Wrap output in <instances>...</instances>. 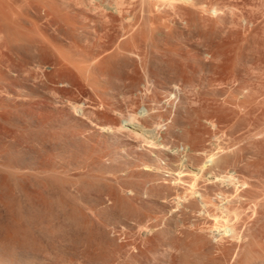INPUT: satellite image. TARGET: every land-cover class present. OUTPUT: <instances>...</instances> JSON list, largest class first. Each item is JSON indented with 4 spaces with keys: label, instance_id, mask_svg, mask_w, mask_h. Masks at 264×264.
<instances>
[{
    "label": "rangeland",
    "instance_id": "obj_1",
    "mask_svg": "<svg viewBox=\"0 0 264 264\" xmlns=\"http://www.w3.org/2000/svg\"><path fill=\"white\" fill-rule=\"evenodd\" d=\"M8 1L10 4L8 3ZM90 1L91 0H0V19L2 18L0 20V107L2 108L3 112L5 111L3 113L4 115L1 114L4 117H1V115H0V118H3L2 121L0 120V123H1L0 125L2 126V130H1L2 134H0L2 136V141H1V138H0V141L2 143L1 147H2V145L4 147L1 149H4V151H5L4 154L7 155V156L4 155L5 156L4 160H7V161H5V163L6 164L8 163L9 158H10L9 162H11V164H9V165L7 164L8 167L11 165L10 168H7V167L5 168L6 169L5 171L7 173V174L4 173L6 176V179L9 176V174H11L10 172H14L15 167H17V170H15L16 174H14L13 176H14V178L16 177L14 181L18 184L17 185L15 182L13 184H11V180L13 181V177L11 178V180H9V179L6 180V182H7L6 186L7 187L4 190H7V191L5 193V191L2 190L3 192L0 194L1 195L0 196V198H1L0 202L3 203V204L2 203L0 204V210H1L0 211V218H1L0 220L3 221L4 222L3 224H6V226L9 229H10L9 226H11V229H12L14 227L13 225L20 228V231L23 229L21 231L23 233L25 231L24 235H23V233H21L23 236H25V234H27L26 236H28L30 234L28 237H26L27 242L30 241L29 239H31V241L34 242V244H32V245H31V241L29 242L30 244L28 243V245L25 242V245H26L25 247H22L24 245V242H23V244L21 242H19V245H13V246L11 245L12 248L10 247L9 249L11 250L12 253L10 252V259L7 260L6 264H52V263L53 264H63L64 260H65L64 264H66V263H68V264H174V263L175 264H182L183 262L187 263L189 260H191L190 262H192L193 258L195 259V257H198V255H199V257H201L203 255L201 253H204L206 250L203 248L205 240H202L203 242L201 240L197 241L196 238H198L197 236H199V234L198 233L195 234L193 229L196 226H199V225H197L199 223H202V225L200 224L201 227L203 226V228H208L207 224L205 225V223H207L206 222L207 220L212 222L211 220L213 218L212 217H210V218L208 217L209 219L205 218L203 221H205V220L206 221L203 223L202 218L205 216H202V218H201L197 214V216H199V220H200V222L197 223L198 217L195 214V216L193 218L194 220L193 219L192 220L197 221V222H194L197 224H195L196 226H194V228L192 227V229H190L189 227L186 228V226H184V224L188 220L186 219V217L184 219V216H182V215L180 216V213H178L179 211L176 213L177 215H175V212H172L174 214L173 215L170 212L166 213V212L160 211V213H159V211H157V210H159L158 207L155 210H153L157 204L158 205L164 204V201H165L164 205H166V203L170 200L169 199L171 197L170 195H172L170 193H169L170 195L167 194V197H165L163 200V197L161 196V195H163V193L162 194L160 193L161 189L156 187L157 185L160 184L159 181L156 182L157 184L154 181L153 182L155 183V187L157 189H159V193L161 194L160 197H158L156 195L158 193V191L156 188H154L153 191L156 190L157 192H156V194H154L155 192L153 193V191H152V194L157 196V197L154 196L156 199L152 196L150 198V196H147V195L144 196L145 194H142L140 196L141 198L139 197V199H141L140 202L145 201V202H142V204L141 203L138 204L139 199H135L136 201L133 200L134 203L131 202L132 206L130 205V202L127 203V204H129L130 207L133 208V210H132V208H130L129 206H126V205H124V207L126 206L127 210L125 208H123L124 210H126V212L123 210H122L123 212L120 211L121 209L118 210V206L116 207L115 205H114L115 208H113L114 207L112 205L113 202L111 201V200H113V198H112L113 196H111L112 193L110 194L109 192L106 191L108 193L107 194V193H105V190H107V189L110 190L113 187H115L114 184H111V185H113V187H111V185L109 186V183H111V182L113 183L114 179L112 180L111 177H113L114 175L111 176L109 174L110 178H108L109 179V181H108L107 178L105 179V177L108 175L107 174H101V176L103 177V180H105L104 181L105 183L102 182L103 184H101V181H102L101 178H100L101 180L99 179L100 184L97 183V181H98L97 178L100 174V171L97 170L98 166L96 167V165H98V164H96V163H99L98 162L99 159L100 160L102 159L101 155H104L105 152H109L108 150H112L114 148H116L115 150L118 152V154L120 153L122 156H124L121 159H117V161H114L117 165H123L125 162L137 161L138 158H140V156L144 157L148 154H149L148 156L154 157L156 155V153L158 152L159 162L161 163L162 166H164V164L167 163V161H166L167 157L175 156L174 158L176 160L177 159L176 156H177L178 162L177 163L173 162L174 164H172V165H173V167L178 166V169H182L181 165H183L184 172L182 171V173H184V177H186L185 179L188 180L191 178L190 180H188L189 182H192V177H193L192 174H195L196 172L199 174L198 175L199 177L200 176L202 177L204 175L203 176L204 179L209 178L208 180H212L213 179L212 176L215 173H216L215 176L218 174H219V176H224L225 174H234V176L236 175L235 176L236 177V185H237V182L238 183L241 182V184H242V182H244L246 180L245 183H247V184L245 186H243V189L247 188V191L242 192L241 191L242 188H240V192L238 190L236 193L238 195L241 194V197L239 196L240 200H239V198L237 200L235 198L236 203H237V201L239 202V203H237L238 210L235 209V208H237V206L235 205L236 203H234L235 202L234 199L232 200L231 204H229V205H231L230 208L233 205L234 210L237 211V213L240 212V215L238 214L239 216L237 217L238 219H240V221L236 220L237 218L234 219V220H236V222L239 221L237 224L234 220L230 221L231 219H228V221L233 222L232 224L229 222V224L230 225L235 224V226H236V227L234 226L235 230H237V232L238 231L240 232V234L239 233L236 234V231L234 230V232H235L234 234H236L238 236L243 234L244 237H242V238H244V239L240 238V239H242V240H240L242 243L239 240H236V243L239 242V243H241L240 245H244L246 242V244L244 245V248H243V246H240L238 243L234 244V242H235V241H233L234 239L232 240L229 238V240L233 241V243H231V241L227 240L229 242V244L227 242L225 243L226 240L225 241L222 240L223 242L221 241V243H222V245L224 244L222 247L225 246V248L226 249L229 248L230 251L226 250L224 248L225 251H224L223 255L213 252L214 253V254L212 253L213 256H211L212 255L211 253L206 254V252H205L206 256H202V258H204V257L205 258L204 259L200 258L201 262L198 261V263H200V264L205 263L206 264V262H205V260H206L207 264H217V263L218 264H223V263H225V264L226 263L227 264H233V263L234 264L235 263L236 264H242L243 260L249 256V254H247V252L250 251L253 255L251 254L252 258L249 256L248 259H251V260L253 259L254 261L253 260L251 262L248 261L249 263H247V264H250V263L252 264V262H253V264H259L260 262H261V264H264V260L262 259V257L264 258V250H263L264 249V245H263V243H264V0H178L177 2H175V4L173 6H171L172 8L168 7L166 5V3L160 2L159 0L158 1L147 0V1H149L150 5H149V3L147 4L146 0H128V1L125 0L124 5L123 4L121 5L120 13H118V14H115L109 8L110 4H113L115 0H92L91 2ZM148 6H149V8H147ZM44 8H45V10H44ZM10 9L12 12L10 11ZM147 9L150 10V12H151L150 14L147 12L148 11ZM10 13H12L13 15ZM15 14H16V17H15L16 20L13 17ZM3 15H5V18ZM11 16H12V18H11ZM14 20L16 22H14ZM153 21H155V22H153ZM10 22H12V24ZM20 22H22V23H20ZM1 23H3V24H1ZM8 23H9V25H8ZM18 25L20 28L18 27ZM106 26L108 27V29ZM155 26H157V27H155ZM158 26H159V28H158ZM61 27L65 28V29H63ZM154 28H156V29H154ZM62 30L63 31L68 30L67 32L69 33V35L67 34L66 31L64 33ZM130 31H131L132 35L130 34ZM127 32H129V34ZM79 33H80V35H79ZM64 34L65 35L67 34L66 35L67 37ZM75 35H77V36H75ZM117 35L119 37H117ZM18 36H19V38H18ZM78 36L81 38L79 39ZM100 36L102 38H100ZM106 36H108V37H106ZM27 37L31 40H29ZM103 37H104V39H103ZM70 38H71V40H70ZM83 38H84V40H83ZM98 38H100L101 40ZM65 39H67L69 41H67ZM95 39H97V41ZM107 39H109V40H107ZM34 40H35V43H34ZM61 40H63V41H61ZM92 40H95V41L92 42ZM99 40H100L101 44L98 42ZM102 40L104 41V43ZM25 41H27L28 43H26ZM30 41H31V43H29ZM65 41H67V42H65ZM87 41H88V43H87ZM14 42H15V44H14ZM49 42L51 43V45ZM95 42H96V44H94ZM107 42L109 43V46L106 47V45H108ZM67 43L69 44V46ZM97 43H99V44H97ZM60 44H61V46H60ZM84 44L86 45V47L84 46ZM110 44H111V46H110ZM91 45H93V46L95 45L94 48ZM97 45H98V47H97ZM101 45H102V47H99ZM124 46H126L125 48L128 47L129 49L128 48L125 49ZM63 47L65 50L62 49ZM103 47H105V48H103ZM82 48H85V49H82ZM110 48H111V50H110ZM118 48H121V50H119ZM50 49H51V52H50ZM59 49L60 50L62 49L65 52L64 51L61 52L62 50L59 51ZM95 49H96V51H98V53L96 52L98 54V56H96L97 54L94 53ZM107 49H109V50H107ZM137 49H138V51H137ZM20 50H21V52H20ZM22 50H24V51H22ZM43 50H44V52H42ZM90 50H92V51L90 52ZM100 50L105 51L106 53L105 52L101 53ZM116 50L118 53H120L123 50L124 53H122V54H124V55L126 54V52L129 53L130 50L136 52L135 54H134V52H132V54L134 55V58H135V60H133V61H135V62L134 63L131 62V60H132L131 56H133V55L130 56L131 60L129 59L131 64L135 65V66L132 68V66L130 65V67L132 68V69H130V67H128L129 66L128 64H130V63H128L129 61H127L128 58L126 59L127 56L125 57V56H122L120 54H118V58L120 59L121 56L125 57L126 60L122 61V59H121V61L125 62V64H127V63L128 64L123 65V64L116 62L119 60L118 58H117V60H115L116 54H117L115 52ZM55 51L57 53L58 52L61 53L62 54L61 56H64L63 55V53H64L66 55L65 57H67V62L65 61V64H67V66L69 68L68 69L69 74L67 77L66 76L67 73H66L65 76L67 78H65V76H63V78L65 79L66 82H69L70 85H66L65 82H63L64 79L61 78L62 74H60L59 72H55L54 76L50 79V82L49 81L45 82V80H44L45 79L44 76L49 74V71L51 70V68L53 66L52 64H56V61L58 58H59V61L61 60L60 55H56V56H58L56 58V60L53 59L54 57H50L51 54H52V56H54L56 54ZM80 51H81V53H80ZM99 51H100V53H99ZM53 52H54V55H53ZM83 52L88 54V56L92 55L89 57H92V58L94 57V59H96L95 60L96 63L97 64L99 63L98 65H96L94 62L95 65L93 64L92 65L93 67L91 66L93 69H91V67H90V69H89L90 71L86 69L87 68L86 65H88V63L86 61H84L86 63V65H84V62H82L83 60H85V58H83V57H85L84 56L85 54ZM140 52L143 54H141ZM93 53L95 55H93ZM136 54H138V55L135 56ZM139 54L143 55V56H140ZM112 55H113V57L115 56L114 57L115 59L112 57ZM119 55H120V57H119ZM68 56L69 57L71 56V58L68 59ZM95 57H98V58H95ZM46 58H47V60H46ZM49 58H51V59H49ZM99 58H100V60H99ZM139 58L141 60H139ZM145 58H147L148 60ZM70 59H73V60H70ZM143 59H144V61L146 60L147 62L150 59V61H153V62L151 64H150V62H148L149 63V65H148V63L143 62ZM13 60H14V62H13ZM38 61H40V62L38 63ZM63 61H64V59L62 57V60L60 62H63ZM121 61L119 60V62H121ZM136 61H137V63H136ZM141 61H142V63H144V66L147 65L146 68L144 66H142L143 65L142 63H139ZM7 62H9V63H7ZM106 62H108V63H106ZM20 64H21V66H20ZM72 64H73V66H72ZM79 64H80V66H79ZM152 64L154 66L153 68H152ZM7 65H8V67H7ZM15 65H16V67H15ZM99 65H101V66L99 67ZM54 66H56V65H54ZM54 66H53V68H54ZM141 66H142V68H141ZM173 68H175V69H173ZM70 69H72V70H70ZM131 70H133L135 73ZM145 70L146 71L148 70V71L146 72ZM157 71H159V72H157ZM18 72H20V73H18ZM24 72L27 74L29 73V74L27 75ZM31 72H32V74H31ZM132 72L135 75H133ZM145 72H146V75L149 74L148 78H151V79H149L150 80L149 82L147 81L148 80L147 77L144 76ZM50 73H51V71H50ZM150 73H152V75ZM23 75H25V76H23ZM150 75H151V77H150ZM152 76H153V78H152ZM171 77H174V78H171ZM114 78H115V80H114ZM131 79L134 83L131 81ZM144 79H146V80H144ZM171 79H172V81H171ZM41 81H44L45 83H43ZM130 82H131V84H134L133 85L134 87L130 84ZM146 82H147V84H145ZM136 83L138 84V86L136 85ZM185 83H187V85ZM155 85H157V86H155ZM33 91H34V93H33ZM75 95H77V96H75ZM101 95H103V96H101ZM130 102H132V103H130ZM251 102H252V104H251ZM71 103L73 105L77 106V109H78L77 112L73 111L72 107H70L72 105ZM79 105H80V107H79ZM10 107H11V109H10ZM1 108H0V113H2ZM151 109H153V112H151L152 111ZM252 109H254V110H252ZM166 110H167V112H166ZM157 112L158 113L160 112L159 114H161V115H159ZM186 112H187V114H186ZM200 112H201V114H200ZM82 113H84V114L81 115ZM129 113H130V115L132 113L133 114L135 113V115H136L135 117L137 118L136 119L137 122L134 121L131 124V123L125 121L128 118L127 115L129 116ZM154 113L159 115V116L156 115V118H155L158 121H156V120L153 121L152 118L155 117ZM183 113H185V115ZM152 114H153V116L151 118ZM191 114H193L194 117ZM189 115L193 117V119L191 118L192 120H190ZM197 115H199V116H197ZM148 116H150V118ZM174 116L179 117V118H177V117L176 118L182 119L183 122H184L183 117L184 118L187 117V119L189 118L188 123H187L189 125H190V122L195 121V123L190 125V126L195 125L194 128H192V130H193V132H195L197 134V137L200 140V142H199V140H197L198 142L194 143V144H192V143L190 144V142H187V143L185 142V144H183L184 142L181 143V141L176 142V140L178 138L175 137L176 138L175 139L172 137L173 139H175V140H173L170 137V140H168V142H167L169 145L166 142H164V143H166L165 144L166 148H164V147L162 148V146H160V147L157 146V148H156L158 150L160 148L159 151L162 152L163 153L162 154V153H159V151H156V149L153 148V146L151 147V146H148L146 144L144 145V143L143 142L141 143L140 140H139V142L138 141L136 142V138H133L132 134L127 133L128 129H133L134 126H135L134 128H136V126H137V128L141 127L147 135H151V136L153 135L154 137L152 136V140L160 141L161 140L160 135L163 134L162 132L165 131V128L167 127V125L172 124L171 120H173L175 118ZM147 117L149 118L150 122L147 119ZM162 117H165V118H163V120H161ZM180 117H182V118H180ZM159 118H160V121H159ZM187 119L185 118L184 123H186ZM94 122L97 124H95ZM152 122L153 123L158 122V124L160 123L159 128L156 129L154 124H153L154 127L151 126ZM148 124H150V125H148ZM212 124H213V126H212ZM120 125L124 127L123 128L124 130L122 129L121 133L119 132V134H117L118 136H120V137H118V139L120 140L119 145L122 143L121 144L122 146H120L121 148L119 147L118 144H116V145L114 144V140H112V138H111L112 137L111 136L112 130L111 131L106 130L107 128L118 129V127ZM140 125H142L143 127ZM160 127H162V128H160ZM187 128L189 130L190 127H187ZM125 132L127 134H125V136H124L123 134ZM49 135H53V136L50 137ZM131 135H132V137H131ZM105 137H108L109 140H111L110 144L111 145L114 144L115 146L114 145L111 146L110 144H108V142L105 141L106 140ZM200 137H201V139H200ZM54 138H55V140H54ZM49 139H52V140L50 141ZM60 139L62 141H66V142H62ZM133 139H135V142L133 141ZM43 140H45L47 143H45V141H43ZM166 141H167V139H166ZM98 142H101L100 145ZM139 143H141V146ZM134 145L137 146L138 148H135ZM54 146L57 147L58 149L54 148ZM100 146H102V148ZM105 146L106 147L110 146V147L109 148L107 147V149H105ZM148 147H151L156 152L153 153L154 151L150 150ZM125 148H126V151H125ZM36 149H39V151ZM99 149H101V150H99ZM95 150H97V151H95ZM4 151H2V152H4ZM124 152H126V153H124ZM129 154H131V155H129ZM47 155H48V157H47ZM55 155H56V157H59L60 160H59V158H56V159H58V160H56ZM162 156H163V158H162ZM41 157L44 159L50 158L51 161L53 162V164L56 162L59 165V167L55 163L54 169L56 171H59L57 173L62 175V178L64 175H65L64 177H66L68 175L67 177H69V178H67V179H70L71 183H74L73 181H75V184H73V186L76 185L74 189H78L76 191H80V193H78L79 197L82 196L83 198L82 199L79 198L80 200H77L78 199L77 198V199H75L76 201H74L73 196H74V198H76V197H78V195L74 194V192H73L74 189L71 188L73 186H66L64 184V186H63L64 189L67 187L73 189L72 192L74 195L69 191L70 189L67 190L68 189L67 188L66 190L69 191V193L72 194V196L69 197V200H68V198H66V197L69 193L67 194V191H65V193L67 194V195L64 194V196L66 195V197H65L66 199L61 198L60 201L64 200V201H66V204L68 202V204L70 203V204L74 205V207L77 205L76 208H78V209L80 208L81 211H83V213L85 212L87 218L85 217L84 219H87L88 223L84 219H83V221H85V222H82V223H85L86 226H88L90 224V226L88 228L85 227L86 231H88V232L90 231L89 233L87 232V234H86V231H84L85 232L84 233L82 229L78 230L79 228L78 229L76 228L77 226L81 225V224H78L82 221V219H81V221H78L80 218L77 219L78 223L76 224V226L74 225L76 220L73 221L74 224L73 223L71 224V222H70V225H69L68 221L66 224H64L66 222V219L68 218L67 217L68 214L70 216V213H68L67 216L66 215L63 216L64 218H62V215H64V214L61 213V215H60L59 214L60 211L58 210L61 207L57 208L58 214H57V212H55L56 208L53 211L54 214L56 213L58 216L56 214L55 215L54 214L49 215L48 212H52L50 206L52 205L54 207V204L56 205V203L59 202V201H56L57 199H59V198H56L58 195L57 194L58 192L55 194L52 191H54L56 189V187H57L56 191H58V188L60 186L58 187L56 185L57 184L59 185L60 179L57 178V176L59 177L58 174H56L57 175L56 176V175H53V173H52L51 177L54 178L56 176V178H57L56 180L59 183L54 185V182H56V181H54L55 180L54 179L53 180L54 182L51 180V183L53 182V184L50 183L51 185L49 184L47 186L46 182H48V181H46V179L44 181V177H45L44 175L46 173H48L51 168H48L49 170L47 172H44L45 174L41 170H40V172H41L40 173L39 170L34 169V168H36L35 167L36 164L42 159ZM131 157H133V158H131ZM223 157L224 158L226 157L228 159V162H227V159L225 158V160H224ZM5 158H7V159H5ZM12 158L15 159V161L16 160L17 161L15 162ZM219 158L220 159L223 158L224 164H223V166L221 165L223 170L220 169L221 167L215 168L214 166H212L214 163L212 165L210 164V162L212 163V161L217 160ZM50 159L48 161H50ZM68 159H70L69 161H70L71 165L68 163L69 162V161H67ZM45 160H47V159H45ZM103 160L104 159H102V161ZM66 161H67V163H65ZM71 161H74V162H71ZM225 161L227 162L228 165L226 164ZM159 162H156V163L153 162L152 164L147 162L148 163V165H147V163L145 161V162H142V164L138 163V166H136L137 164L134 163V167L132 166L131 168H132V170L135 168L133 170L135 173L141 172L140 174H144V173L146 174L148 172L149 174H151V172L154 173L156 171L155 168H156V165H159ZM16 163H18L19 166H17ZM77 163L79 166L77 165ZM144 163H145V165H143ZM66 164H68V166H66ZM73 164L77 165L76 170H75V167ZM80 164L82 165V167ZM12 165H14L15 167ZM60 165H65V166H60ZM71 166L74 168V170H72L73 168ZM145 166H147V167H145ZM11 167H12V169L14 168V170H10ZM18 167L19 168L25 167L27 172L25 171V169L20 168L19 171L24 170L26 173H24V171H23V173H21L22 171L19 173ZM56 167H58V169L60 167H61V169L68 167L67 169H64V170L67 171L69 169L70 171H72V173L69 171L68 172L69 174L66 175L67 172L64 173L65 171L63 172V170L61 171V169L57 170ZM78 167H81V168L77 169ZM138 167H139V169H138ZM136 169H137V171H136ZM77 170L79 171L78 173H77ZM197 170H200V171L198 172ZM166 171H164V172L168 173L169 170L167 172ZM217 171L218 172L220 171L223 174H221L220 172L217 173ZM186 172H188V173L194 172V173H192V174L190 173L191 175L190 174L187 175ZM124 173L121 172L118 174H119V176H122V175H124ZM169 173L173 174L171 171H169ZM20 174H22V175H20ZM86 174L87 175L90 174L89 177H91V175L92 176L97 175V178L94 176V177H91V179H90L89 177H86ZM118 174H117V176H118ZM17 175L19 176L18 179H17ZM46 175L50 176V173L46 174ZM26 176H28V177H26ZM101 176H99V177H101ZM187 176H188V178H187ZM33 177H36V178H33ZM70 177H74L75 180H74V178H70ZM123 177L124 176H122V178ZM145 177L146 176H141L140 177L141 179L140 178L139 179L142 180V182L144 183V181H143V178H144L145 183H147L148 182L147 179L150 177H147V179ZM238 177H240V178H238ZM19 178L20 179L22 178V179L20 180ZM60 178H61V176H60ZM92 178H96L97 180L94 179L95 180L94 181ZM124 178L122 179L123 181H125V180L127 181L129 178L132 179V180H129L131 182H133V180L136 179V181H134V186L131 184V182H130V184L128 181H127L128 184L124 182L125 187L127 185H129V187L132 185L134 189H136L135 186H137V188L143 187L140 185H135V183L138 184V182H139L138 181L139 179L136 176H134L135 179L133 177L132 178L127 177L128 179L126 177H124ZM63 179H66V178H63ZM151 179L152 178H150L149 180L151 181ZM18 180L20 182H18ZM70 180H68V181H70ZM38 181L41 183L39 184ZM62 181H63V183L68 182V181L65 182L64 180H62ZM188 181L184 182L185 187H182L183 185H179L178 189L180 187L181 191H182V188L184 191V189H186L188 187L186 185L188 183ZM25 182H27V183H25ZM79 182L81 185L78 184ZM87 182L90 183L92 186L89 184H85ZM14 184L18 186V189ZM66 184H68V183H66ZM69 184H70V182H69ZM82 184H84L85 186L89 185L91 187V189H89L90 187L89 188L85 187ZM9 185H11V186H9ZM41 185L44 187H42ZM53 185L55 186V189L54 190L52 189V191H50L51 188H49V186L51 187ZM77 185L79 188H77ZM239 185H240V183L238 184V186ZM54 186L52 188H54ZM82 186H83V188L85 187L86 189L85 188H84L85 190L82 189ZM61 187H62V185H61ZM61 187H60V189L62 190V193H64V191ZM214 187H215V185L213 184V188ZM239 187H241V185ZM7 188L9 189V191ZM102 188H103V191H102ZM127 188H128V186L126 187V189L123 188L127 191L126 192V198L131 197V193L128 192ZM39 189H40V191H39ZM47 189H48V191H47ZM60 189H59V192L61 193ZM180 189H179V191H180ZM214 189H216V187ZM13 190H15V191H13ZM25 190H26V192H25ZM125 190H123V191H125ZM22 191H24L25 193ZM97 191L100 193H98ZM20 192H22L23 194ZM94 192H95V194H94ZM110 192H111V190H110ZM11 193L14 194L13 195V196H15L14 198H13ZM166 193L167 192L165 190L164 195H166ZM242 193H245V196H242L243 195ZM42 194H43V196H42ZM51 194H53L56 199L53 200L54 196ZM70 194L68 196H70ZM98 194H101V195H98ZM61 195L62 194H59L58 196L61 197ZM109 195H110V198H109ZM168 195L170 196L169 198H168ZM233 195H235V194H233ZM252 195H254V196H252ZM161 197H162V199H161ZM49 198L50 199L52 198V199L50 200ZM152 198L154 200H152ZM167 198H168V200H166ZM242 198H243V200H241ZM256 198H257V200L255 201ZM33 199H34V201H33ZM12 200H14V201H12ZM49 200L50 201H52V200L56 201V203L54 202V204H50L51 202H49ZM71 200H73L77 204H75ZM100 200H101V202H100ZM109 200L111 201V204H109L110 203ZM246 200H247V202H246ZM9 201H10V203H9ZM18 201H20V203H18ZM29 201L32 203L30 204ZM84 201H86L85 204H84ZM154 201H155V203H154ZM12 202H14L15 204ZM244 202H246V203H244ZM79 203L82 205L80 206ZM92 203L94 204V206ZM143 203L150 205L149 206L150 208H147L148 206L146 204H145L146 207H144L145 205H143ZM149 203H151L152 205ZM214 203L216 204V202H214ZM135 204H137V205H135ZM153 204H155V205H153ZM19 205H21V206H19ZM103 205L104 206L107 205L108 208H106L107 206H105V208H104ZM167 205L170 206L169 202ZM91 206H92V208L93 207L95 208V206L98 208L103 207L100 209V210L103 209V212L99 211L100 212L99 214L102 217L99 214H96L97 216H95L94 213H93L94 215L91 214L92 212H90L89 209H87V211H86L85 208L86 207L89 208ZM110 206L113 209H111ZM141 206H143V207H141ZM8 207H9V209H8ZM33 207H34V209L36 208L35 210L37 211V213L33 209ZM40 207L41 208L43 207V208L41 209ZM69 207H70V205H69ZM128 208H129V210H128ZM134 208H136V209H134ZM49 209H50V211H49ZM68 209L69 208L65 209L66 212L70 211ZM211 210H213V208H210V211ZM43 211H45V212H43ZM61 211H63V210H61ZM152 211H154V212H152ZM11 212H13V213H11ZM162 212L164 214H162ZM88 213H89V215H88ZM40 214H41V216H40ZM42 214H44V215H42ZM147 215H148V217H147ZM149 215H152V217H151L152 219L150 218L151 221H149L150 220ZM154 215H156V216H154ZM25 216L27 217V219L25 218ZM48 216L50 217V220H49ZM157 216H159L160 219L161 218L163 219V217H164L165 219H163V220H166V222L168 220H170L171 217H172L171 219H173L175 216L176 218H174L173 220L177 222V223H175V222L174 223H175V225L177 224L178 226L176 225L175 228H172V227H174L173 226L174 223H172L173 221L170 220V221H172L171 223L169 221V223L171 225L169 223H167L168 225H170V228L167 226V228H169L170 230L167 229V232L165 233V235L169 231L172 230L171 233H169L166 236L165 235L161 236L162 235L161 234L160 235L161 237L159 236V234H157V235L155 234V237H154V235H152V234H154V232L152 231V232L147 233L146 231H148V229L146 230L145 228H146V225L149 226L148 224H150V226H151L154 223L155 217H156V220L158 221L159 217L157 219ZM231 216L229 218H232ZM52 217H53V220L55 222L51 219ZM55 217H56V219H55ZM11 218H13L14 220ZM23 218H25L26 221H28V222L26 223V221ZM19 219H21V221ZM17 220L19 221L18 223L16 222ZM42 220H44V221H42ZM46 220H49V222ZM183 220H186V221H183ZM29 221H31V223H34L33 224L34 226ZM38 221H40V222H38ZM58 221H60V222H58ZM70 221H72V220H70ZM90 221H91V223H90ZM209 221H208V223H209ZM13 222H15V223H13ZM43 222L45 224H43ZM51 222L53 223L52 225H51ZM102 222H103V224H102ZM149 222H151V223H149ZM213 222H214V220H213ZM217 222L220 223L222 221H217ZM217 222L215 221V224L211 223L209 225H212V226L215 225L213 228V229H215V228L221 227L220 225L224 224L222 222L223 224H219V226H217L216 225ZM186 224H187V226H189L188 222ZM242 224H243V226H242ZM47 225H49V226L47 227ZM43 226H45L44 229H43ZM67 226H69V227L67 228ZM200 226L198 228H201ZM212 226H209V227H212ZM246 226H247V229H245ZM40 227H42V228H40ZM54 227H56V228L54 229ZM57 227H58V230H56ZM79 227H81V226H79ZM139 227H140V229H139ZM234 227L232 226L233 229H234ZM26 228H27V230H26ZM47 228L48 229L50 228L49 230L51 232ZM51 228H52V230H51ZM62 228H64L68 233ZM69 228H70V230H69ZM258 228L260 230H258ZM42 229H43V231H42ZM59 229H61V230H59ZM38 231H39V233H38ZM74 231H77V233ZM78 231H80V232H78ZM28 232H29V234H28ZM81 232L83 233V235ZM92 232H93V234H91ZM46 233H48V234H46ZM74 233H76V234H74ZM80 233L82 236L80 235ZM150 233H151V235H150ZM50 234L52 236H50ZM66 234L69 238L67 236L66 237L63 236ZM70 234H72V235H70ZM84 234H86V236H87V237L85 236L86 238H89L88 240L86 238H85L86 240L83 238ZM102 234H103V236H102ZM32 235L36 238H33ZM46 235H47V238H46ZM53 235L56 237H54ZM91 235H93V236L90 237ZM23 236H21L19 234L17 236V239H20L21 241H23V239L25 238V237L22 238ZM61 236L64 238H61ZM94 236H95V238H94ZM156 236H159V237H156ZM246 236L247 237L249 236L250 238L249 237L247 238ZM77 237L80 239H78ZM81 237L84 240H82ZM184 237H185V239H184ZM52 238H53V240H52ZM56 238H57V240H56ZM66 238H68V241L66 240ZM39 239H40V242H39ZM48 239H49V241H48ZM20 240H18V241H20ZM65 240H66V242H65ZM79 240H80V242H79ZM127 240H128V242H127ZM251 240H253V242ZM69 241H71V242H69ZM82 241H83V243H82ZM84 241L86 244L84 243ZM89 241H91V243ZM95 241H97V242H95ZM67 242H69L68 243L69 247H68ZM87 242H89L90 244ZM40 243H41L42 248L40 247ZM51 243H53V244H51ZM79 243L80 244L82 243V244L80 245ZM92 243H94V244H92ZM230 243L234 244L235 246H237V248L238 247L239 248L237 249L235 247L237 249V250H235L234 245L231 246ZM248 243H250V245ZM252 243H254L256 246L255 245L253 246ZM35 244L37 245L35 247H38L39 249L38 248L36 249L35 247H33ZM87 244H88V248H86ZM20 245H21V247H19ZM75 245H76V247H75ZM199 245L201 246L200 247L201 250L199 249ZM207 245L209 246V244L206 243L205 248L208 247ZM246 245H247L248 249L246 248ZM230 246L234 248L235 252L240 251L242 253V252L247 251L246 255H248V256L246 257V255H245V258L243 259L244 254L237 252L238 253L236 255L237 257H234L235 252H233V250ZM13 247H15V248H13ZM26 247H30V248H26ZM50 247L53 249H51ZM19 248H21V249L19 250ZM23 249H25V250L23 251ZM40 249H42V250H40ZM54 249H55V252L53 251ZM63 249H66V250H63ZM79 249H80V251H79ZM81 249H85L87 252H85V250L83 251ZM155 249H157V250H155ZM190 249H192V250H190ZM30 250H31V252H30ZM184 250L185 251L187 250L186 253ZM198 250H200L201 253ZM253 250H254V252H253ZM25 251L27 254H25ZM27 251H29L30 253ZM32 251H34V252H32ZM195 251L198 252L197 255H196ZM71 252H73V253H71ZM77 252L80 255L77 254ZM183 252H184V254H183ZM226 252H228V254ZM14 253L15 254L17 253V254L15 255ZM12 254H13V256H11ZM224 254H227L228 259H227V256ZM262 254H263V256H262ZM40 255H41V257H40ZM43 255H44V257H43ZM64 255H65V257H64ZM89 255H90V257H88ZM232 255H233V257H231ZM70 256L72 257L73 261L71 260ZM209 256H210V259H209ZM240 256H242V257H240ZM224 257L226 258V260ZM254 257H256L258 262L260 260V262L259 263L256 262ZM189 258H191V259H189ZM67 259L71 262H69ZM196 259H195V261H196ZM202 260H203V262H202ZM211 260H213V262H209ZM261 260H263V261H261ZM214 261L217 263H214ZM246 261H247V259H246ZM246 261L243 264H245ZM220 262H222V263H220Z\"/></svg>",
    "mask_w": 264,
    "mask_h": 264
},
{
    "label": "bare ground",
    "instance_id": "obj_2",
    "mask_svg": "<svg viewBox=\"0 0 264 264\" xmlns=\"http://www.w3.org/2000/svg\"><path fill=\"white\" fill-rule=\"evenodd\" d=\"M92 1V0H91ZM90 1V2H91ZM125 0H115L114 1V3L113 4H110V10H112L115 14H118V13H120V8H121V5L123 4L124 5V2ZM128 1V0H127ZM147 1V0H146ZM151 1V0H150ZM156 1H158V0H156ZM160 2H164V3H166V5L168 6V7H171V6H173L174 4H175V2H177L178 0H159ZM8 3H9V1H8ZM7 3V4H8ZM149 3V1H147V4ZM10 4V3H9ZM27 4V3H26ZM79 4V3H78ZM5 5V4H4ZM149 5H150V3H149ZM10 6V5H9ZM20 6V5H19ZM11 7V6H10ZM123 7V6H122ZM13 8V7H12ZM147 8H149V6L147 7ZM172 8V7H171ZM14 9V8H13ZM38 9V8H37ZM5 10V9H4ZM44 10H45V8H44ZM148 10V9H147ZM146 10V11H147ZM10 11H11V9H10ZM12 12V11H11ZM149 14L151 13L150 12V10H148L147 11ZM153 12V11H152ZM14 13V12H13ZM146 13V12H145ZM10 14H12V13H10ZM20 14V13H19ZM49 14V13H48ZM9 15V14H8ZM13 15V14H12ZM4 16V18H5V15H3ZM38 16V15H37ZM62 16V15H61ZM149 16V15H148ZM156 16V15H155ZM14 18L16 17V14L13 16ZM151 17V16H150ZM8 18V17H7ZM10 18V17H9ZM11 18H12V16H11ZM18 18V17H17ZM2 19V18H1ZM0 19V20H1ZM59 19V18H58ZM4 20V19H3ZM9 20V19H8ZM15 20H16V18H15ZM14 20V22H16ZM160 20V19H159ZM153 22H155V21H153ZM11 24H12V22H10ZM20 23H22V22H20ZM71 23V22H70ZM1 24H3V23H1ZM15 24V23H14ZM95 24V23H94ZM8 25H9V23H8ZM21 25V24H20ZM63 25V24H62ZM65 25V24H64ZM16 26V25H15ZM68 26V25H67ZM66 26V27H67ZM3 27V26H2ZM8 27V26H7ZM18 27H19V25H18ZM64 27V26H63ZM63 27H61V28H63ZM104 27V26H103ZM107 27V26H106ZM155 27H157V26H155ZM20 28V27H19ZM112 28V27H111ZM158 28H159V26H158ZM166 28V27H165ZM164 28V29H165ZM168 28V27H167ZM36 29V28H35ZM63 29H65V28H63ZM107 29H108V27H107ZM135 29V28H134ZM154 29H156V28H154ZM162 29V28H161ZM11 30V29H10ZM84 30V29H83ZM95 30V29H94ZM102 30V29H101ZM150 30V29H149ZM170 30V29H169ZM63 31V30H62ZM65 31L67 32L68 30H64L63 32L65 33ZM81 31V30H80ZM96 31V30H95ZM157 31V30H156ZM159 31V30H158ZM36 32V31H35ZM97 32V31H96ZM110 32V31H109ZM162 32V31H161ZM77 33V32H76ZM106 33V32H105ZM128 34H129V32H127ZM160 33V32H159ZM67 34L69 35V33L67 32ZM66 34V35H67ZM126 34V33H125ZM124 34V35H125ZM130 34H131V31H130ZM65 35V34H64ZM65 35V36H66ZM72 35V34H71ZM79 35H80V33H79ZM84 35V34H83ZM132 35V34H131ZM21 36V35H20ZM25 36V35H24ZM75 36H77V35H75ZM86 36V35H85ZM90 36V35H89ZM105 36V35H104ZM110 36V35H109ZM114 36V35H113ZM130 36V35H129ZM67 37V36H66ZM69 37V36H68ZM79 37V36H78ZM92 37V36H91ZM90 37V38H91ZM106 37H108V36H106ZM117 37H119L118 35H117ZM124 37V36H123ZM18 38H19V36H18ZM28 38V37H27ZM81 37H79V39H80ZM85 38V37H84ZM84 38H83V40H84ZM100 38H102L101 36H100ZM100 38H98V39H100ZM25 39V38H24ZM29 39V38H28ZM69 39V38H68ZM103 39H104V37H103ZM106 39V38H105ZM115 39V38H114ZM131 39V38H130ZM18 40V39H17ZM29 40H31V39H29ZM65 40H67V39H65ZM70 40H71V38H70ZM96 41H97V39H95ZM95 40H92V42H94ZM101 40V39H100ZM100 40L98 41L99 43H100ZM107 40H109V39H107ZM116 40V39H115ZM16 41V40H15ZM23 41V40H22ZM61 41H63V40H61ZM67 41H69V40H67ZM67 41H65V42H67ZM89 41V40H88ZM88 41H87V43H88ZM103 41V40H102ZM132 41V40H131ZM18 42V41H17ZM20 42V41H19ZM26 43H28L27 41H25ZM37 42V41H36ZM42 42V41H41ZM46 42V41H45ZM82 42V41H81ZM91 42V43H92ZM146 42V41H145ZM148 42V41H147ZM29 43H31V41L29 42ZM34 43H35V40H34ZM38 43V42H37ZM50 43V42H49ZM69 43V42H68ZM67 43V44H68ZM86 43V44H87ZM99 43H97V44H99ZM103 43H104V41H103ZM108 43V42H107ZM14 44H15V42H14ZM66 44V45H67ZM78 44V43H77ZM94 44H96V42L94 43ZM101 44V43H100ZM50 45H51V43H50ZM71 45V44H70ZM79 45V44H78ZM83 45V44H82ZM103 45V44H102ZM102 45L101 46H99V47H102ZM105 45V44H104ZM149 45V44H148ZM24 46V45H23ZM36 46V45H35ZM60 46H61V44H60ZM68 46H69V44H68ZM84 46L86 47V45L84 44ZM88 46V45H87ZM91 46H93V45H91ZM95 46V45H94ZM94 46H93V48H94ZM107 46H109V43H108V45H106V47ZM110 46H111V44H110ZM119 46V45H118ZM21 47V46H20ZM32 47V46H31ZM39 47V46H38ZM44 47V46H43ZM51 47V46H50ZM49 47V48H50ZM58 47V46H57ZM71 47V46H70ZM97 47H98V45H97ZM114 47V46H113ZM126 46H124V48H125ZM134 47V46H133ZM28 48V47H27ZM35 48V47H34ZM40 48V47H39ZM61 48V47H60ZM69 48V47H68ZM80 48V47H79ZM103 48H105V47H103ZM102 48V49H103ZM123 48V49H124ZM128 48V47H127ZM127 48H125V49H127ZM24 49V48H23ZM33 49V48H32ZM37 49V48H36ZM46 49V48H45ZM48 49V48H47ZM52 49V48H51ZM51 49H50V52H51ZM57 49V48H56ZM62 49H64V47L62 48ZM61 49V50H62ZM82 49H85V48H82ZM81 49V50H82ZM87 49V48H86ZM89 49V48H88ZM117 49V48H116ZM119 50H121V48H118ZM129 49V48H128ZM136 49V48H135ZM60 49H59V51H61ZM65 50V49H64ZM64 50H62L61 52H63ZM106 50V49H105ZM107 50H109V49H107ZM110 50H111V48H110ZM22 51H24V50H22ZM46 51V50H45ZM88 51V50H87ZM92 50H90V52H91ZM101 51V50H100ZM100 51H99V53H100ZM128 51V50H127ZM131 51V50H130ZM129 51V53L128 52H126V54L124 55V54H122V53H124V51L122 50L120 53H118L117 52V50L115 51L117 54H116V59L113 57V55H112V57L115 59V60H117V58H118V54H120V55H122V56H127L126 57V59L128 58V60L127 61H129V59L131 60V58H132V60H131V62L132 63H134L135 61H133V60H135V58H134V55L132 54V52H134V51H131L130 52ZM137 51H138V49H137ZM20 52H21V50H20ZM37 52V51H36ZM42 52H44V50L42 51ZM65 52V51H64ZM89 52V53H90ZM94 52V51H93ZM98 53V51H96V49H95V52L94 53ZM102 52H105V51H101V53ZM55 55H54V52H53V55L54 56H52V54H51V56L50 57H54L53 59H55L56 60V58L58 57V56H56V55H60V59L62 60V57H63V59H64V63L63 62H60L59 61V58L57 59V61L59 62H57L56 61V64H52L53 66L54 65H56V66H54V68H53V66H52V68H51V73H50V71H49V74L48 75H45L44 77H45V82H50V79L54 76V74H55V72H59L60 74H62V77L61 78H63V76H65V74L67 73V77H68V72H69V68H68V66H67V64H65V61L67 62V57H65L66 55L63 53V55L64 56H61L62 54L61 53H57L56 51H55ZM70 53V52H69ZM80 53H81V51H80ZM79 53V54H80ZM84 53V52H83ZM82 53V54H83ZM93 53V55H95ZM96 53V54H97ZM106 53V52H105ZM111 53V52H110ZM131 53V54H130ZM136 52H134V54H135ZM141 53V52H140ZM16 54V53H15ZM36 54V53H35ZM40 54V53H39ZM42 54V53H41ZM45 54V53H44ZM78 54V55H79ZM85 55V57H83V58H85V60H83L82 62H84V61H86L87 63H88V65H86V63L84 62V65H86V69L87 70H89L90 69V67L94 64V62H95V64L96 65H98L97 63H96V59H94V57L92 58V57H89V56H92V55H89L88 56V54H86V53H84ZM92 54V53H91ZM141 54H143V53H141ZM70 55V54H69ZM120 55H119V57H120ZM129 55V56H128ZM131 55H133V56H131ZM138 54H136L135 56H137ZM140 55V54H139ZM23 56V55H22ZM33 56V55H32ZM56 56V57H55ZM96 56H98V54L96 55ZM111 56V55H110ZM121 56V58L119 59L120 61H121V59H122V61L124 60H126L125 59V57H122ZM130 56H131V58H130ZM140 56H143V55H140ZM150 56V55H149ZM174 56V55H173ZM19 57V56H18ZM29 57V56H28ZM65 57V58H64ZM139 57V56H138ZM166 57V56H165ZM16 58V57H15ZM69 58H71V56L69 57L68 56V59ZM75 58V57H74ZM82 58V57H81ZM95 58H98V57H95ZM108 58V57H107ZM106 58V59H107ZM112 58V59H113ZM144 58V57H143ZM40 59V58H39ZM49 59H51V58H49ZM145 59H147V58H145ZM46 60H47V58H46ZM70 60H73V59H70ZM81 60V59H80ZM99 60H100V58H99ZM104 60V59H103ZM119 60L118 61H116V62H118V63H120V64H123V65H127L128 63H130V64H128L129 66L128 67H130V65L132 66V68L135 66V65H132L131 64V62L129 61L127 64H125V62H119ZM139 60H141L140 58H139ZM148 60V59H147ZM170 60V59H169ZM30 61V60H29ZM114 61V60H113ZM126 61V62H127ZM13 62H14V60H13ZM31 62V61H30ZM40 61H38V63H39ZM69 62V61H68ZM73 62V61H72ZM143 62H145V63H148V62H150V64L153 62V61H150V59H149V61L147 62L146 60L144 61V59H143ZM172 62V61H171ZM7 63H9V62H7ZM17 63V62H16ZM54 63V62H53ZM58 63V64H57ZM75 63V62H74ZM106 63H108V62H106ZM113 63V62H112ZM111 63V64H112ZM136 63H137V61H136ZM139 63H142V61L141 62H139ZM12 64V63H11ZM10 64V65H11ZM28 64V63H27ZM36 64V63H35ZM69 64V63H68ZM94 64V65H95ZM101 64V63H100ZM143 65L142 66H144V63H142ZM170 64V63H169ZM210 64V63H209ZM25 65V64H24ZM38 65V64H37ZM40 65V64H39ZM118 65V64H117ZM148 65H149V63H148ZM191 65V64H190ZM20 66H21V64H20ZM72 66H73V64H72ZM78 66V65H77ZM79 66H80V64H79ZM101 65H99V67H100ZM114 66V65H113ZM142 66H141V68H142ZM7 67H8V65H7ZM14 67V66H13ZM15 67H16V65H15ZM56 67V68H55ZM83 67V66H82ZM89 67V68H88ZM93 67V66H92ZM91 67V69H93ZM96 67V66H95ZM145 68L147 67V65H145L144 66ZM143 67V68H144ZM150 67V66H149ZM154 66H153V64H152V68H153ZM156 67V66H155ZM158 67V66H157ZM24 68V67H23ZM27 68V67H26ZM103 68V67H102ZM114 68V67H113ZM131 67H130V69H132ZM171 68V67H170ZM18 69V68H17ZM22 69V68H21ZM25 69V68H24ZM23 69V70H24ZM39 69V68H38ZM45 69V68H44ZM74 69V68H73ZM110 69V68H109ZM155 69V68H154ZM173 69H175V68H173ZM16 70V69H15ZM20 70V69H19ZM34 70V69H33ZM42 70V69H41ZM54 72H53V71ZM70 70H72V69H70ZM81 70V69H80ZM85 70V69H84ZM160 70V69H159ZM211 70V69H210ZM18 71V70H17ZM28 71V70H27ZM83 71V70H82ZM90 71V70H89ZM88 71V72H89ZM93 71V70H92ZM97 71V70H96ZM99 71V70H98ZM104 71V70H103ZM114 71V70H113ZM131 71H133V70H131ZM130 71V72H131ZM146 71V70H145ZM148 71V70H147ZM146 71V72H147ZM170 71V70H169ZM174 71V70H173ZM172 71V72H173ZM6 72V71H5ZM21 72V71H20ZM20 72H18V73H20ZM71 72V71H70ZM102 72V71H101ZM134 72V71H133ZM133 72H132V74H133ZM146 72H145V74H144V76L145 77H147V81L149 82L150 80L149 79H151V78H148L149 76V74L148 75H146ZM157 72H159V71H157ZM25 73V72H24ZM84 73V72H83ZM92 73V72H91ZM104 73V72H103ZM135 73V72H134ZM177 73V72H176ZM187 73V72H186ZM2 74V73H1ZM23 74V73H22ZM25 74H27V73H25ZM29 74V73H28ZM27 74V75H28ZM31 74H32V72H31ZM71 74V73H70ZM90 74V73H89ZM118 74V73H117ZM151 75H152V73H150ZM92 75V74H91ZM101 75V74H100ZM133 75H135V74H133ZM151 75H150V77H151ZM15 76V75H14ZM19 76V75H18ZM23 76H25V75H23ZM57 76V75H56ZM59 76V75H58ZM65 76V78H67ZM75 76V75H74ZM89 76V75H88ZM22 77V76H21ZM29 77V76H28ZM31 77V76H30ZM77 77V76H76ZM35 78V77H34ZM72 78V77H71ZM93 78V77H92ZM139 78V77H138ZM152 78H153V76H152ZM171 78H174V77H171ZM2 79V78H1ZM27 79V78H26ZM25 79V80H26ZM31 79V78H30ZM37 79V78H36ZM64 79V78H63ZM76 79V78H75ZM81 79V78H80ZM98 79V78H97ZM108 79V78H107ZM137 79V78H136ZM34 80V79H33ZM42 80V79H41ZM62 80V79H61ZM84 80V79H83ZM95 80V79H94ZM114 80H115V78H114ZM144 80H146V79H144ZM154 80V79H153ZM156 80V79H155ZM180 80V79H179ZM184 80V79H183ZM187 80V79H186ZM7 81V80H6ZM117 81V80H116ZM131 81H132V79H131ZM142 81V80H141ZM171 81H172V79H171ZM175 81V80H174ZM2 82V81H1ZM25 82V81H24ZM37 82V81H36ZM41 82H43V83H45L44 81H41ZM62 82V81H61ZM60 82V83H61ZM63 82H65V84L66 85H70V83L69 82H66L65 81V79H64V81ZM133 82V81H132ZM158 82V81H157ZM75 83V82H74ZM91 83V82H90ZM114 83V82H113ZM120 83V82H119ZM134 83V82H133ZM18 84V83H17ZM32 84V83H31ZM47 84V83H46ZM62 84V83H61ZM64 84V85H65ZM130 84H131V82H130ZM145 84H147V82L145 83ZM186 85H187V83H185ZM190 84V83H189ZM188 84V85H189ZM22 85V84H21ZM36 85V84H35ZM92 85V84H91ZM97 85V84H96ZM110 85V84H109ZM132 86L134 85V84H131ZM136 85L138 86V84L136 83ZM175 85V84H174ZM192 85V84H191ZM45 86V85H44ZM73 86V85H72ZM75 86V85H74ZM90 86V85H89ZM121 86V85H120ZM155 86H157V85H155ZM160 86V85H159ZM158 86V87H159ZM15 87V86H14ZM30 87V86H29ZM43 87V86H42ZM102 87V86H101ZM115 87V86H114ZM134 87V86H133ZM150 87V86H149ZM186 87V86H185ZM70 88V87H69ZM155 88V87H154ZM169 88V87H168ZM3 89V88H2ZM99 89V88H98ZM105 89V88H104ZM125 89V88H124ZM138 89V88H137ZM8 90V89H7ZM37 90V89H36ZM92 90V89H91ZM114 90V89H113ZM164 90V89H163ZM26 91V90H25ZM53 91V90H52ZM125 91V90H124ZM141 91V90H140ZM150 91V90H149ZM243 91V90H242ZM7 92V91H6ZM13 92V91H12ZM94 92V91H93ZM96 92V91H95ZM127 92V91H126ZM33 93H34V91H33ZM44 93V92H43ZM103 93V92H102ZM214 93V92H213ZM5 94V93H4ZM16 94V93H15ZM18 94V93H17ZM97 94V93H96ZM124 94V93H123ZM132 94V93H131ZM147 94V93H146ZM250 94V93H249ZM117 95V94H116ZM125 95V94H124ZM171 95V94H170ZM215 95V94H214ZM12 96V95H11ZM56 96V95H55ZM75 96H77V95H75ZM101 96H103V95H101ZM106 96V95H105ZM108 96V95H107ZM128 96V95H127ZM236 96V95H235ZM10 97V96H9ZM8 97V98H9ZM53 97V96H52ZM15 98V97H14ZM24 98V97H23ZM76 98V97H75ZM110 98V97H109ZM12 99V98H11ZM30 99V98H29ZM49 100V99H48ZM62 100V99H61ZM60 101V100H59ZM127 101V100H126ZM253 101V100H252ZM70 102V101H69ZM98 102V101H97ZM189 102V101H188ZM219 102V101H218ZM130 103H132V102H130ZM244 103V102H243ZM62 104V103H61ZM72 104V103H71ZM160 104V103H159ZM193 104V103H192ZM241 104V103H240ZM251 104H252V102H251ZM106 105V104H105ZM129 105V104H128ZM196 105V104H195ZM223 105V104H222ZM207 106V105H206ZM70 107H72V109H73V111H75V112H77V106H75V105H71ZM79 107H80V105H79ZM152 107V106H151ZM157 107V106H156ZM230 107V106H229ZM1 108V107H0ZM4 108V107H3ZM109 108V107H108ZM148 108V107H147ZM161 108V107H160ZM194 108V107H193ZM213 108V107H212ZM10 109H11V107H10ZM80 109V108H79ZM83 109V108H82ZM164 109V108H163ZM89 110V109H88ZM87 110V111H88ZM133 110V109H132ZM149 110V109H148ZM152 111L151 112H153V109H151ZM159 110V109H158ZM200 110V109H199ZM233 110V109H232ZM252 110H254V109H252ZM1 111H2V113H0V115L2 114V115H4L3 113L5 112H3V110H2V108H1ZM24 111V110H23ZM80 111V110H79ZM82 111V110H81ZM129 111V110H128ZM150 111V110H149ZM171 111V110H170ZM178 111V110H177ZM109 112V111H108ZM135 112V111H134ZM166 112H167V110H166ZM218 112V111H217ZM141 113V112H140ZM149 113V112H148ZM158 113V112H157ZM160 113V112H159ZM158 113V114H159ZM199 113V112H198ZM84 113H82L81 115H83ZM169 114V113H168ZM184 115H185V113H183ZM186 114H187V112H186ZM194 114V113H193ZM193 114H191L192 116H193ZM200 114H201V112H200ZM214 114V113H213ZM238 114V113H237ZM1 115V117H4V116H2ZM77 115V114H76ZM143 115V114H142ZM145 115V114H144ZM156 113H154V116L155 117H153L152 118V116H153V114L151 115V118L153 119V121H155L156 119ZM159 115H161V114H159ZM159 115H157V116H159ZM167 115V114H166ZM170 115V114H169ZM168 115V116H169ZM183 115V116H184ZM136 115H135V113L133 114H131L130 115V113H129V116L127 115V119L125 120L126 122H129V123H131L132 124V122H134V121H136L137 122V118L135 117ZM187 116V115H186ZM190 116V115H189ZM192 116H190L189 118H190V120H192L193 119V117ZM197 116H199V115H197ZM221 116V115H220ZM234 116V115H233ZM253 116V115H252ZM121 117V116H120ZM149 118H150V116H148ZM147 117V119L149 120V118ZM161 117V116H160ZM170 117V116H169ZM168 117V118H169ZM175 117V116H174ZM177 117V116H176ZM175 117V118H176ZM188 117V116H187ZM187 117H185L186 119H187ZM214 117V116H213ZM163 118H165V117H162V119L161 120H163ZM167 118V119H168ZM173 118V117H172ZM171 118V119H172ZM173 119V120H171V122H172V124H169V125H167V127L165 128V131L164 132H162L161 134L162 135H160L161 136V140L160 141H154V140H152V136L151 135H147L146 133H145V131L141 128V127H138L137 128V126H136V128H134L133 127V129H128L127 131V133H129V134H132L133 135V138H136V142L138 141L139 142V140H140V142L142 143H144V145L146 144V145H148V146H153V148H157V146H162V148L164 147V148H166L165 147V144L168 142V140H170V137L172 138H178L177 140H176V142L178 141H181V143L182 142H184L183 144H185V142L187 143V142H190V144L192 143V144H194V143H197L198 141L197 140H199L198 139V137H197V134L195 133V132H193V130H192V128H194V126H190V125H192V124H194L195 123V121L194 122H190V125L189 124H187L188 123V120H189V118L187 119V121H186V123H184L185 122V118L183 117V119H184V122H183V120L182 119H177V118H179V117H177L176 119L178 120H176V119ZM180 118H182V117H180ZM192 118V119H191ZM201 118V117H200ZM258 118V117H257ZM85 119V118H84ZM93 119V118H92ZM158 119V118H157ZM0 120L2 121L3 120V118H0ZM139 120V119H138ZM196 120V119H195ZM8 121V120H7ZM147 121V120H146ZM156 121H158V120H156ZM159 121H160V118H159ZM166 121V120H165ZM168 121V120H167ZM238 121V120H237ZM149 122H150V120H149ZM148 122V123H149ZM45 123V122H44ZM95 123V122H94ZM164 123V122H163ZM167 123V122H166ZM201 123V122H200ZM1 124V123H0ZM51 124V123H50ZM92 124V123H91ZM95 124H97V123H95ZM100 124V123H99ZM151 124V123H150ZM150 124H148V125H150ZM153 124L155 125V128L157 129V128H159V126H160V123L158 124V122H152V125L151 126H153ZM110 125V124H109ZM166 125V124H165ZM108 126V125H107ZM140 126H142V125H140ZM145 126V125H144ZM163 126V125H162ZM197 126V125H196ZM212 126H213V124H212ZM232 126V125H231ZM143 127V126H142ZM154 127V126H153ZM187 127H190L189 128V130H188V128ZM124 127L123 126H119L118 127V129H113V128H107L106 130H108V131H111L112 130V134H111V138H112V140H114V144L116 145V144H118L119 145V143H120V140L118 139V137H120V136H118L117 134H119V132L121 133V130L123 129ZM160 128H162V127H160ZM202 128V127H201ZM219 128V127H218ZM230 128V127H229ZM233 128V127H232ZM85 129V128H84ZM105 129V128H104ZM196 129V128H195ZM198 129V128H197ZM228 129V128H227ZM2 130V126L0 125V134H2L1 131ZM86 130V129H85ZM124 130V129H123ZM161 130V129H160ZM231 130V129H230ZM47 131V130H46ZM49 131V130H48ZM126 131V130H125ZM195 131V130H194ZM198 131V130H197ZM66 132V131H65ZM124 132V131H123ZM161 132V131H160ZM63 133V132H62ZM126 132L123 134L124 136H125V134H127ZM200 133V132H199ZM6 134V133H5ZM47 134V133H46ZM66 134V133H65ZM153 134V133H152ZM42 135V134H41ZM96 135V134H95ZM132 135H131V137H132ZM200 135V134H199ZM1 136V135H0ZM50 137L51 136H53V135H49ZM58 136V135H57ZM101 136V135H100ZM123 136V137H124ZM11 137V136H10ZM18 137V136H17ZM25 137V136H24ZM81 137V136H80ZM154 137V136H153ZM1 138V141H2V136L0 137ZM36 138V137H35ZM49 138V137H48ZM68 138V137H67ZM110 138V139H111ZM172 138V139H173ZM175 138V139H176ZM13 139V138H12ZM66 139V138H65ZM105 141H107L108 142V144H110V142H111V140H109V138L108 137H105ZM121 139V138H120ZM166 139H167V141H166ZM171 139V140H172ZM175 139H173V140H175ZM200 139H201V137H200ZM48 140V139H47ZM50 141L52 140V139H49ZM54 140H55V138H54ZM61 140V139H60ZM122 140V139H121ZM130 140V139H129ZM1 141H0V194L3 192V191H5V193H6V191L7 190H4L7 186V182H6V180L7 179H9V180H11V178L13 177V181L11 180V184H13L15 181V178H14V174H16V171L15 170H17V167H15L14 165H12V166H14L15 167V170H14V168L12 169V167H11V169L10 170H14V172H10L11 174H9V176L7 177V179H6V176H5V174L4 173H6V167L7 168H10V166L8 167V165L9 164H11V162H9L10 161V158L8 159V165L5 163V161H7V160H4V157L5 156H7V155H5L4 153H5V151H4V149H1V148H4L3 147V145H2V147H1ZM40 141V140H39ZM43 141H45V140H43ZM62 141V140H61ZM133 141L135 142V139H133ZM55 142V141H54ZM62 142H66V141H62ZM113 142V141H112ZM164 142H166V143H164ZM171 142V141H170ZM199 142H200V140H199ZM217 142V141H216ZM33 143V142H32ZM45 143H47L46 141H45ZM56 143V142H55ZM99 143V145H100V143L101 142H98ZM104 143V142H103ZM141 143H139L140 144V146H141ZM105 144V143H104ZM114 144H112V145H114ZM122 144V143H121ZM119 145V147L120 146H122V145ZM138 144V145H139ZM168 144V143H167ZM177 144V143H176ZM106 145V144H105ZM111 145V144H110ZM111 145V146H112ZM114 145V146H115ZM117 145V146H118ZM169 145V144H168ZM92 146V145H91ZM97 146V145H96ZM135 146V145H134ZM167 146V145H166ZM172 146V145H171ZM184 146V145H183ZM53 147V146H52ZM63 147V146H62ZM101 148H102V146H100ZM108 147V146H107ZM107 147L105 146V149H107ZM110 147V146H109ZM108 147V148H109ZM151 147H148L150 150H153ZM54 148H57V147H55L54 146ZM114 148V147H113ZM121 148V147H120ZM135 148H138L137 146H135ZM41 149V148H40ZM58 149V148H57ZM116 148H114V149H112V150H108L109 152H105V154L104 155H101V158L102 159H104L103 161H102V159L100 160L99 159V163H96V164H98V165H96V167L98 166V169L97 170H99L100 171V174H99V176H101V174H107L108 176H106L105 177V179L107 178H110L109 176L111 175H114L113 177H111V179L113 180V183L111 182V183H109V186L111 185V184H114L115 185V187H113V185H111V187H113L112 189H110L111 190V192H110V190H105V193H107V192H109L110 194L112 193V195L111 196H113L112 198H113V200H111L113 203H112V205L114 206H118V210H120V211H125L126 212V206H129V204H127V203H129L130 202V205L132 206V204H131V202L132 203H134L133 202V200H135V199H139V197L142 195V194H145L144 196H150V198H151V196L152 197H154V196H158V197H160V195L163 193V195H164V192H165V190H166V195H161L162 197H163V200H164V198L165 197H167V194H172V195H168V198L170 199L168 202H169V204H170V206L169 205H167L168 204V202L166 203V205H164L165 204V201H164V204H160V205H158L157 203V205L155 206V208L153 209V210H155L157 207H158V209L159 210H157V211H159V213H160V211H163V212H170V213H172V212H175V215H177L176 213L178 212V213H180V216L182 215V216H184V219H185V217H186V219L188 220V221H186V220H183V221H186V223L188 222V225L189 226H187V224L185 225L184 224V226H186V228H190V229H192V227L194 228V226H196L195 224H197V223H199L200 222V220H199V216L202 218V216H205V217H203L202 218V221L206 218H210V217H212L213 219L211 220L212 222H210L209 220H205L207 223H205V225L207 224V227L208 228H203V226L201 227L200 226V224L202 225V223H199V224H197V225H199L201 228H198L199 226H196L194 229H193V231H194V233L196 234V233H198L199 234V236H197L198 238H196L197 239V241H199V240H205V242H204V249H206L205 250V252H206V254L207 253H213V252H215V253H219V254H221V255H223V253H224V251H225V246L224 247H222L223 245H222V243H221V241L222 240H226L225 241V243L227 242L228 244H229V242L227 241V240H229V238L230 239H234L233 241H235L234 242V244L236 243V240H242V239H244V238H242V237H244L243 236V234L242 235H236L237 233H239L240 234V232L238 231L237 232V230H235V224H233V225H230L229 224V222L230 221H232V220H234V219H236L239 215H240V212L239 213H237V211H235L234 210V206L232 205V207L230 208V206L231 205H229V204H231V202H232V200L234 199V201H235V198H236V200L239 198V196L241 197V194L239 193L240 192V188H242V192H246L247 191V188L246 189H243V186H245L247 183H245V181L244 182H242V184H241V182H239L240 183V185H241V187H239L238 186V182H237V185H236V175L234 176V174H225L224 176H219V174L218 175H216L215 176V174L212 176V180H208L207 178L206 179H204V175L201 177H199L198 175V173L196 172L195 174H192V173H194V172H186L187 173V175H189L190 173L192 174V182H189L188 180H190L191 178V176L189 177L190 179H185L186 177H184V173H182V171L184 172V170H183V165H181V168L182 169H178V166H174L173 167V165L172 164H174L173 162H175V163H177L178 162V157L176 156V160H175V156H169V157H167V159H166V161H167V163H165L164 164V166H162L161 165V163L159 162V156H158V152L156 153V155L154 156V157H150V156H148V155H146V156H140V158H138V160L137 161H132V162H125L123 165H117L114 161H117V159H121L122 157H124V156H122L120 153L118 154V152L115 150ZM144 149V148H143ZM170 149V148H169ZM36 150H38L39 151V149H36ZM56 150V149H55ZM66 150V149H65ZM99 150H101V149H99ZM119 150V149H118ZM121 150V149H120ZM136 150V149H135ZM159 150H160V148H159ZM158 149H156V151H159ZM163 150V149H162ZM2 151H4V152H2ZM52 151V150H51ZM90 151V150H89ZM95 151H97V150H95ZM94 151V152H95ZM124 151V150H123ZM125 151H126V148H125ZM154 151V152H153ZM152 152L153 153H155L156 151L155 150H153ZM171 151V150H170ZM53 152V151H52ZM100 152V151H99ZM135 152V151H134ZM150 152V151H149ZM164 152V151H163ZM80 153V152H79ZM98 153V152H97ZM124 153H126V152H124ZM142 153V152H141ZM147 153V152H146ZM152 153V154H153ZM159 153H162V152H160L159 151ZM35 154V153H34ZM163 154V153H162ZM5 155V156H4ZM11 155V154H10ZM44 155V154H43ZM100 155V154H99ZM126 155V154H125ZM129 155H131V154H129ZM128 155V156H129ZM137 155V154H136ZM176 155V154H175ZM178 155V154H177ZM14 156V155H13ZM60 156V155H59ZM62 156V155H61ZM103 156V157H102ZM10 157V156H9ZM12 157V156H11ZM47 157H48V155H47ZM93 157V156H92ZM97 157V156H96ZM137 157V156H136ZM42 158V157H41ZM54 158V157H53ZM56 158H59V157H56V155H55V159ZM98 158V157H97ZM96 158V159H97ZM131 158H133V157H131ZM162 158H163V156H162ZM224 158V157H223ZM223 158L222 159H217V160H214V161H212V163L210 162V164L212 165L213 163V165L212 166H214L215 168L217 167V168H219V167H221V165L223 166V164H224V161H223ZM226 158V157H225ZM225 158H224V160H225ZM5 159H7V158H5ZM13 159V158H12ZM45 159H47V160H45ZM42 158L37 164H36V168H34L35 170H39V172H40V170L41 171H43V173L44 172H47L49 169L48 168H51L50 170H49V172L48 173H46V174H49L50 173V176L49 175H46L45 173V177H44V181H45V179H46V181H48V182H46L47 183V186L51 183V180L53 181L54 179V181H56V182H54V185L55 184H57V183H59V185L57 184L56 186H60L61 187V185H62V189H63V191H64V193H62V190L60 189V187L58 188V191H56V189H57V187H56V189H55V186H54V188H52L53 186H49V188H51L50 189V191H52V189L54 190V191H52V192H54L55 194L57 193L58 195L59 194H62L61 195V197L60 196H58L57 195V197L56 198H59V199H57L56 201H59V202H57L56 203V201H53L54 199H56L55 198V196L53 195V194H51V195H53L54 197H53V200L52 201H50L49 200V202H51L50 204H54V202L56 203V205L54 204V207L51 205L50 206V208H51V210H52V212L55 210V208H56V211L55 212H57V214H58V210L60 211V215H61V213H63L64 215H62V218H64L63 216H67V214L68 213H70V216H69V214H68V218L66 219V222L64 223V224H66L67 223V221L69 222L68 224L70 225V222H71V224L73 223L74 224V222L73 221H77V219L78 218H80L78 221H81V219H82V221L80 222V223H78V221L76 222L75 221V226H76V224L78 223V224H81V225H79V226H81V227H79V226H77L76 228L78 229V230H80V229H82L83 230V232L84 231H86L85 229V227H89L90 226V224L88 225V226H86L85 225V223H82V222H85V221H83V219L86 217V214H85V212L83 213V211H81V209L79 208H76L77 207V205L74 207V205H72V204H68V202H67V204H66V201H64V200H62V201H60L61 200V198H63V199H66V198H68V200H69V197H71L72 196V194H73V192H74V194L75 195H78V193H80V191H76V190H78V189H74L75 188V186L76 185H74L73 186V184H75V181H73L74 183H71V180L70 179H67V178H69V177H67L68 175L67 174H69L68 172L70 171L69 169L67 170V171H65L64 169H67V168H62L61 169V167L58 169V167H59V165H58V167H56V169L57 170H60L61 169V171L63 170V172L64 173H66V177H64L63 176V178H66V179H63L62 178V175H60L59 173H57V172H59V171H56L55 169H54V167H55V163L53 164V162L51 161V159H50V161H48L49 159L48 158ZM62 159V158H61ZM128 159V158H127ZM227 159V158H226ZM14 161H15V159H13ZM12 160V161H13ZM56 160H58V159H56ZM59 160H60V158H59ZM70 159H68L67 161H69ZM78 160V159H77ZM95 160V159H94ZM124 160V159H123ZM161 160V159H160ZM17 161V160H16ZM15 161V162H16ZM65 161V160H64ZM67 161L65 162V163H67ZM91 161V160H90ZM125 161V160H124ZM123 161V162H124ZM145 162L146 161V163L148 162V163H156V162H159V165H156V171L154 172V173H152L151 172V174H149L148 172V174L146 173H144V174H140V173H135L133 170L135 169H133L132 170V166L134 167V163H136L137 165L136 166H138V163H141L142 164V162ZM165 161V162H166ZM180 161V160H179ZM62 162V161H61ZM71 162H74V161H71ZM96 162V161H95ZM226 162V161H225ZM227 162H228V159H227ZM227 162H226V164H227ZM59 163V162H58ZM64 163V162H63ZM69 164H70V161L68 162ZM118 163V162H117ZM148 163H147V165H148ZM17 164V166H19L18 165V163H16ZM76 164V163H75ZM82 164V163H81ZM80 164V165H81ZM235 164V163H234ZM35 165V164H34ZM33 165V166H34ZM71 165V164H70ZM74 165V164H73ZM77 165H78V163H77ZM77 165H74V167H75V170H76V166ZM143 165H145V163L143 164ZM228 165V164H227ZM60 166H65V165H60ZM66 166H68V164H66ZM79 166V165H78ZM53 167V168H52ZM70 167V166H69ZM72 167V166H71ZM81 167H82V165H81ZM81 167H78L77 169H79V168H81ZM87 167V166H86ZM95 167V168H96ZM145 167H147V166H145ZM149 167V166H148ZM151 167V166H150ZM225 167V166H224ZM21 169L23 168V169H25V167H20ZM20 168L18 167V171L20 170ZM27 168V167H26ZM30 168V167H29ZM32 168V169H33ZM73 168V167H72ZM131 168V169H130ZM247 168V167H246ZM255 168V167H254ZM54 169V170H53ZM71 169V168H70ZM138 169H139V167H138ZM142 169V168H141ZM220 169H222V167L220 168ZM225 169V168H224ZM9 170V169H8ZM31 170V169H30ZM46 170V171H45ZM72 170H74V168L72 169ZM83 170V169H82ZM171 171L173 174H170L169 173V171H168V173H165L164 171ZM223 170V169H222ZM22 171V172H21ZM21 171H19V173L21 172V173H23V171L24 170H21ZM25 171H26V169H25ZM24 171V173H26ZM56 171V172H55ZM60 171V172H61ZM136 171H137V169H136ZM145 171V170H144ZM166 171V172H167ZM198 172L200 171V170H197ZM8 172V171H7ZM29 172V171H28ZM33 172V171H32ZM55 172V173H54ZM71 173H72V171H70ZM79 171L77 170V173H78ZM86 172V171H85ZM124 173V175H122V176H124V177H133L134 178V176H136V177H138V179L141 177V176H146L145 178L147 179V177H150V178H152L151 179V181L149 180L150 178H148L147 179V183H145V180H144V178H143V181H144V183L142 182V180H138L137 182H138V184L137 183H135V185H140V186H143V187H139V188H137V186H135V188L136 189H134L133 188V186H134V181H136V179L135 180H133V182H131V181H129V180H132V179H128L127 181L129 182V184H130V182H131V184L133 185H131L130 187H129V185H127L128 186V188H127V190H128V192H130L131 193V197H127L126 198V187H125V183H127V181L125 180V181H123L122 179L124 178H122V176H119V174L118 173ZM213 172V171H212ZM220 172V171H219ZM218 171H217V173H219ZM13 173V174H12ZM38 173V172H37ZM41 173V172H40ZM42 173V174H43ZM53 173V175H56V174H58L59 175V177L57 176V178H59L60 179V181L59 182H57V178H56V176L54 177V178H52L51 177V174ZM62 173V172H61ZM70 173V174H71ZM221 173V172H220ZM245 173V172H244ZM251 173V172H250ZM7 174V173H6ZM30 174V173H29ZM39 174V173H38ZM41 174V175H42ZM82 174V173H81ZM110 174V175H109ZM117 174H118V176H117ZM183 174V175H182ZM190 174V175H191ZM210 174V173H209ZM213 174V173H212ZM221 174H223V173H221ZM220 174V175H221ZM20 175H22V174H20ZM24 175V174H23ZM26 175V174H25ZM31 175V174H30ZM34 175V174H33ZM52 175V176H53ZM90 175V174H89ZM89 175H87L86 174V177H89ZM186 175V174H185ZM37 176V175H36ZM40 176V175H39ZM38 176V177H39ZM47 176V177H46ZM60 176H61V178H60ZM96 178H97V175H94ZM94 176H92L91 175V177H94ZM98 176V181H97V183H99L100 184V180L102 179V181H101V184H103V183H105L104 181L105 180H103V177L101 176V177H99ZM140 176V177H139ZM241 176V175H240ZM18 175H17V179H18ZM22 177V176H21ZM26 177H28V176H26ZM42 177V176H41ZM91 177H89L90 179H91ZM33 178H36V177H33ZM70 178H74V177H70ZM96 178H92L93 180L95 179V180H97ZM101 178V179H100ZM187 178H188V176H187ZM238 178H240V177H238ZM20 179V178H19ZM22 179V178H21ZM20 179V180H21ZM27 179V178H26ZM38 179V178H37ZM58 179V180H59ZM100 179V180H99ZM125 179V178H124ZM242 179V178H241ZM43 180V179H42ZM62 180H64L65 182L66 181H68V180H70V181H68V182H66V183H68L69 184V182H70V184L68 185V184H66V183H63V181ZM74 180H75V178H74ZM94 180V181H95ZM240 180V179H239ZM244 180V179H243ZM108 181H109V179H108ZM141 181V182H140ZM156 183L157 181H159V185H157L156 187L157 188H159V189H161V191H160V193H159V189H157L156 187H155V183ZM185 181H188V183L186 184L188 187L186 188V189H184V191H183V188L182 187H185L184 186V182ZM238 181V180H237ZM18 182H20L19 180H18ZM22 182V181H21ZM35 182V181H34ZM39 182V181H38ZM53 182L51 183V184H53ZM91 182V181H90ZM103 182V183H102ZM125 182V183H124ZM218 182V183H217ZM10 183V182H9ZM16 183V182H15ZM25 183H27V182H25ZM30 183V182H29ZM41 182H39V184H40ZM43 183V182H42ZM84 183V182H83ZM92 183V182H91ZM94 183V182H93ZM96 183V184H97ZM143 185H142V184ZM250 183V182H249ZM17 184V183H16ZM23 184V183H22ZM38 184V183H37ZM38 184V185H39ZM50 184V185H51ZM61 184V185H60ZM64 184L66 185V186H73V187H71V188H73V189H71V188H69V187H67V188H65L64 189ZM79 185H81L80 184V182L78 183ZM85 184H89V185H91L90 183H85ZM95 184V185H96ZM108 184V183H107ZM106 184V185H107ZM128 184V183H127ZM145 184V185H144ZM157 184V183H156ZM213 184L215 185V187H216V189H214L213 188ZM15 185V184H14ZM13 185V186H14ZM18 185V184H17ZM17 185H15L16 187H17V189H18V186ZM21 185V184H20ZM19 185V186H20ZM25 185V184H24ZM28 185V184H27ZM35 185V184H34ZM83 186H85L84 184H82ZM85 186V187H90V186ZM98 185V184H97ZM179 185H183L181 188H182V191H181V189H180V187H179V189H180V191H179V189H178V186ZM212 185V186H211ZM9 186H11V185H9ZM14 186V187H15ZM33 186V185H32ZM42 186V185H41ZM83 186H82V189H84L83 188ZM92 186V185H91ZM237 186V187H236ZM24 187V186H23ZM42 187H44V186H42ZM239 187V188H238ZM249 187V186H248ZM252 187V186H251ZM27 188V187H26ZM34 188V187H33ZM39 188V187H38ZM77 188H79L78 187V185H77ZM81 188V187H80ZM87 188V189H88ZM97 188V187H96ZM123 188H125V189H123ZM154 188H156L157 189V191H158V193L156 194V190L155 191H153L154 190ZM8 189V188H7ZM16 189V188H15ZM41 189V188H40ZM40 189H39V191H40ZM59 189L61 190V193L59 192ZM69 190L72 194H70L69 193V191H67V190ZM81 189V190H82ZM86 189V188H85ZM84 189V190H85ZM89 189H91V187L89 188ZM94 189V188H93ZM163 189V190H162ZM3 190V191H2ZM23 190V189H22ZM45 190V189H44ZM43 190V191H44ZM72 190H73V192H72ZM83 190V191H84ZM96 190V189H95ZM99 190V189H98ZM123 190H125V191H123ZM239 190V194L240 195H238V194H236L237 193V191ZM244 190V191H243ZM8 191H9V189H8ZM13 191H15V190H13ZM19 191V190H18ZM47 191H48V189H47ZM56 191V192H55ZM65 191H67V194L69 193L70 194V196H68L66 193H65ZM90 191V190H89ZM102 191H103V188H102ZM107 191V192H106ZM152 191H153V193L154 194H156V195H153L152 194ZM163 191V192H162ZM170 191V192H169ZM12 192V191H11ZM22 192H24V191H22ZM22 192H20V193H22ZM25 192H26V190H25ZM24 192V193H25ZM32 192V191H31ZM37 192V191H36ZM88 192V191H87ZM86 192V193H87ZM98 192V191H97ZM124 192V193H123ZM172 192V193H171ZM251 192V191H250ZM98 193H100V192H98ZM249 193V192H248ZM4 194V193H3ZM12 194V193H11ZM23 194V193H22ZM64 194H66L67 195V197H66V195L64 196ZM73 194V195H74ZM85 194V193H84ZM89 194V193H88ZM87 194V195H88ZM94 194H95V192H94ZM108 194V193H107ZM125 194V195H124ZM233 194H235V195H233ZM243 195L242 196H245V193H242ZM9 195V194H8ZM14 194H12V196H13ZM27 195V194H26ZM46 195V194H45ZM49 195V194H48ZM90 195V194H89ZM98 195H101V194H98ZM128 195V194H127ZM1 196V195H0ZM21 196V195H20ZM40 196V195H39ZM42 196H43V194H42ZM64 196V197H63ZM93 196V195H92ZM156 196V197H157ZM252 196H254V195H252ZM15 196H13V198H14ZM41 197V196H40ZM39 197V198H40ZM49 197V196H48ZM66 197V198H65ZM162 197H161V199H162ZM6 198V197H5ZM25 198V197H24ZM29 198V197H28ZM46 198V197H45ZM78 198V199H77ZM79 198H83L82 196H80L79 197V195H78V197H76V198H74V196H73V199H74V201H76L75 199H77V200H80ZM99 198V197H98ZM108 198V197H107ZM109 198H110V195H109ZM141 198V197H140ZM143 198V197H142ZM149 198V197H148ZM149 198V199H150ZM155 198V197H154ZM168 198L166 199V200H168ZM244 198V197H243ZM243 198L241 199V200H243ZM246 198V197H245ZM252 198V197H251ZM1 199V198H0ZM72 199V198H71ZM85 199V198H84ZM93 199V198H92ZM96 199V198H95ZM105 199V198H104ZM148 199V200H149ZM156 199V198H155ZM160 199V198H159ZM158 199V200H159ZM20 200V199H19ZM30 200V199H29ZM94 200V199H93ZM98 200V199H97ZM107 200V199H106ZM152 200H154L153 198H152ZM239 200H240V198H239ZM245 200V199H244ZM257 200V198L255 199V201ZM1 201V200H0ZM12 201H14V200H12ZM33 201H34V199H33ZM71 201H73V200H71ZM73 201V202H74ZM83 201V200H82ZM87 201V200H86ZM86 201H84V204L86 203ZM91 201V200H90ZM95 201V200H94ZM103 201V200H102ZM108 201V200H107ZM110 201V200H109ZM111 201H110V203L109 204H111ZM136 201V200H135ZM141 201V199H139V203L138 204H142V202H145V201H142V202H140ZM233 201V202H234ZM26 202V201H25ZM30 202V201H29ZM28 202V203H29ZM38 202V201H37ZM53 202V203H52ZM70 202V201H69ZM72 202V203H73ZM81 202V201H80ZM97 202V201H96ZM100 202H101V200H100ZM151 202V201H150ZM153 202V201H152ZM157 202V201H156ZM214 202H216V204L214 203ZM246 202H247V200H246ZM246 202H244V203H246ZM252 202V201H251ZM2 202H0V204H1ZM9 203H10V201H9ZM12 203H14V202H12ZM18 203H20V201H18ZM32 202H30V204H31ZM75 203V202H74ZM73 203V204H74ZM98 203V202H97ZM126 203V204H125ZM147 203V202H146ZM145 203V204H146ZM154 203H155V201H154ZM234 203H236V201L234 202ZM237 203H239L238 201H237ZM237 203L235 204L236 206H237ZM249 203V202H248ZM3 204V203H2ZM15 204V203H14ZM13 204V205H14ZM17 204V203H16ZM27 204V203H26ZM49 204V203H48ZM75 204H77V203H75ZM80 204V203H79ZM93 204V203H92ZM100 204V203H99ZM108 204V205H109ZM144 203H143V205H145ZM149 204H151V203H149ZM257 204V203H256ZM11 205V204H10ZM43 205V204H42ZM69 205H70V207H69ZM82 204H80V206H81ZM97 205V204H96ZM111 205V206H112ZM124 205H126L125 207H124ZM135 205H137V204H135ZM147 205V204H146ZM146 205L144 206V207H146ZM152 205V204H151ZM153 205H155V204H153ZM241 205V204H240ZM2 206V205H1ZM19 206H21V205H19ZM25 206V205H24ZM34 206V205H33ZM39 206V205H38ZM37 206V207H38ZM93 206H94V204H93ZM98 206V205H97ZM104 206V205H103ZM105 206H107V205H105ZM105 206H104V208H105ZM110 206V207H111ZM115 206L113 207V208H115ZM148 207L147 208H150L149 206L150 205H147ZM235 206V207H236ZM261 206V205H260ZM5 207V206H4ZM3 207V208H4ZM59 207H61L60 209L61 210H63V211H61L60 209H58L57 210V208H59ZM88 207V206H87ZM85 208L86 209V211H87V209H89V211L90 212H92L91 214H95V216H97L96 214H99L100 212L99 211H101V212H103V209L102 210H100L101 208H103V207H100V208H98V207H96L95 206V208L93 207L92 208V206L91 207H89V208ZM122 207V208H121ZM130 207V206H129ZM141 207H143V206H141ZM152 207V206H151ZM242 207V206H241ZM41 208V207H40ZM43 208V207H42ZM41 208V209H42ZM54 208V209H53ZM67 208H69L68 210H70L69 212L67 211L66 212V210L65 209H67ZM106 208H108V206L106 207ZM112 207H111V209H113ZM123 208H125L126 210H124ZM130 208H132V207H130ZM210 208H213V210H211L210 211ZM2 209V208H1ZM8 209H9V207H8ZM33 209H34V207H33ZM36 209V208H35ZM34 209V210H35ZM47 209V208H46ZM117 209V208H116ZM134 209H136V208H134ZM233 209V210H232ZM235 209H237L238 210V206H237V208H235ZM109 210V209H108ZM107 210V211H108ZM128 210H129V208H128ZM132 210H133V208H132ZM149 210V209H148ZM151 210V209H150ZM251 210V209H250ZM1 211V210H0ZM11 211V210H10ZM17 211V210H16ZM36 211V210H35ZM49 211H50V209H49ZM114 211V210H113ZM122 211V212H123ZM248 211V210H247ZM5 212V211H4ZM39 212V211H38ZM43 212H45V211H43ZM52 212H48L49 213V215H53L54 214V212L52 213ZM129 212V211H128ZM135 212V211H134ZM150 212V211H149ZM152 212H154V211H152ZM162 212V214H164ZM212 212V213H211ZM261 212V211H260ZM9 213V212H8ZM11 213H13V212H11ZM18 213V212H17ZM22 213V212H21ZM28 213V212H27ZM30 213V212H29ZM36 213H37V211H36ZM47 213V212H46ZM51 213V214H50ZM111 213V212H110ZM139 213V212H138ZM156 213V212H155ZM158 213V212H157ZM7 214V213H6ZM26 214V213H25ZM35 214V213H34ZM45 214V213H44ZM44 214H42V215H44ZM56 214V213H55ZM54 214V215H55ZM56 214V215H57ZM93 214V215H94ZM150 214V213H149ZM173 214V213H172ZM171 214V215H172ZM195 214H196V216H197V214L199 215V216H197L198 217V222L197 221H193L194 219V216H195ZM239 214V215H238ZM8 215V214H7ZM13 215V214H12ZM23 215V214H22ZM39 215V214H38ZM59 215V216H60ZM88 215H89V213H88ZM100 215V214H99ZM98 215V216H99ZM103 215V214H102ZM105 215V214H104ZM111 215V214H110ZM174 215V214H173ZM179 215V214H178ZM193 215V216H192ZM232 215V216H231ZM10 216V215H9ZM28 216V215H27ZM32 216V215H31ZM40 216H41V214H40ZM58 216V215H57ZM92 216V215H91ZM101 216V215H100ZM108 216V215H107ZM150 217H149V219L152 217V215H149ZM154 216H156V215H154ZM153 216V217H154ZM232 217V218H229V217ZM234 216V217H233ZM2 217V216H1ZM12 217V216H11ZM15 217V216H14ZM18 217V216H17ZM34 217V216H33ZM32 217V218H33ZM37 217V216H36ZM49 217V216H48ZM61 217V216H60ZM102 217V216H101ZM147 217H148V215H147ZM158 217L159 216H157V219H158ZM10 218V217H9ZM25 218L27 219V217L25 216ZM25 218H23L25 221H26V219ZM45 218V217H44ZM87 218V217H86ZM100 218V217H99ZM139 218V217H138ZM172 218V217H171ZM170 218V220H172V221H170V220H168L167 222H166V220H163V219H165L164 217H163V219L161 220L160 219V217H159V220L157 221L156 220V217H155V219H154V225L152 224L151 226H150V224H148L149 226H147L146 225V230L148 229V231H146L147 233H149V232H154V234H152V235H154V237H155V234L157 235V234H159V236L161 235V236H163V235H165V233L167 232V229L168 230H170L169 228H170V223L172 222V223H177L176 221H174L173 219L174 218H176L175 216H174V218L173 219H171ZM178 218V217H177ZM208 218V219H209ZM241 218V217H240ZM247 218V217H246ZM1 219V218H0ZM4 219V218H3ZM2 219V220H3ZM11 219H13V218H11ZM17 219V218H16ZM22 219V220H23ZM37 219V218H36ZM43 219V218H42ZM47 219V218H46ZM52 220H53V217L51 218ZM55 219H56V217H55ZM90 219V218H89ZM140 219V218H139ZM152 219V218H151ZM151 219L149 220V221H151ZM193 219V220H192ZM228 219H231L230 221H228ZM243 219V218H242ZM245 219V218H244ZM250 219V218H249ZM14 220V219H13ZM20 221H21V219H19ZM34 220V219H33ZM40 220V219H39ZM49 220H50V217H49ZM49 220H46V221H48L49 222ZM59 220V219H58ZM65 220V219H64ZM70 220H72V221H70ZM84 220H86L87 221V219H84ZM131 220V219H130ZM144 220V219H143ZM146 220V219H145ZM213 220H214V222H213ZM236 220H239L240 221V219H236ZM236 220H234L235 222H236ZM261 220V219H260ZM10 221V220H9ZM42 221H44V220H42ZM54 221V220H53ZM52 221V222H53ZM62 221V220H61ZM95 221V220H94ZM169 221H170V223H169ZM201 221V222H202ZM205 221H203V223L205 222ZM208 221H209V223H208ZM215 221L217 222V221H222V222H217L216 223V225L217 226H219V224H223V225H220L221 227H218V228H215V229H213L214 228V226H212V225H209V224H215ZM238 221V222H239ZM247 221V220H246ZM17 223L19 222L18 220L16 221ZM28 221H26V223H27ZM30 223H31V221H29ZM38 222H40V221H38ZM51 222V225L53 224ZM55 222V221H54ZM58 222H60V221H58ZM64 222V221H63ZM96 222V221H95ZM194 222H197V223H194ZM238 222H236L237 224H238ZM4 222L3 221H1L0 220V264H6V262H7V260L8 259H10V252H11V250L9 249L10 247L12 248V246L13 245H19V242H21L22 244H23V242H24V245L22 246V247H25L26 245H25V242L27 243V245H28V243L31 241V239H29L30 241H28L27 242V240H26V237H28L30 234H29V232H28V236H26L27 234H25V236H23L24 235V233H25V231H24V233L23 232H21L20 231V228H18L17 226H15V225H13L14 227L11 229V226H9L10 227V229L6 226V224H3ZM9 223V222H8ZM12 223V222H11ZM13 223H15V222H13ZM87 223H88V221H87ZM86 223V224H87ZM90 223H91V221H90ZM149 223H151V222H149ZM167 223H169L170 225H168ZM175 223H174V227H172V228H175L176 227V225H175ZM231 224L233 223V222H230ZM20 224V223H19ZM32 225L34 224V223H31ZM43 224H45L44 222H43ZM59 224V223H58ZM63 224V223H62ZM102 224H103V222H102ZM137 224V223H136ZM147 224V223H146ZM21 225V224H20ZM27 225V224H26ZM94 225V224H93ZM204 225V226H205ZM254 225V224H253ZM29 226V225H28ZM34 226V225H33ZM49 225H47V227H48ZM72 226V225H71ZM167 226L169 227V228H167ZM178 226V225H177ZM209 226H212V227H209ZM216 226V227H217ZM232 226L234 227V229L232 228ZM242 226H243V224H242ZM241 226V227H242ZM248 226V225H247ZM247 226L245 227V229H247ZM44 227L45 226H43V229H44ZM51 227V226H50ZM60 227V226H59ZM69 226H67V228H68ZM102 227V226H101ZM104 227V226H103ZM253 227V226H252ZM40 228H42V227H40ZM53 228V227H52ZM52 228H51V230H52ZM56 227H54V229H55ZM61 228V227H60ZM65 228V227H64ZM64 228H62V229H64ZM74 228V227H73ZM91 228V227H90ZM107 228V227H106ZM138 228V227H137ZM210 228V229H209ZM213 230H212V229ZM29 229V228H28ZM43 229H42V231H43ZM46 229V228H45ZM48 229V228H47ZM50 229V228H49ZM48 229V230H49ZM53 229V230H54ZM72 229V228H71ZM93 229V228H92ZM104 229V228H103ZM139 229H140V227H139ZM238 229V228H237ZM26 230H27V228H26ZM31 230V229H30ZM41 230V229H40ZM56 230H58V227H57V229ZM59 230H61V229H59ZM65 230V229H64ZM69 230H70V228H69ZM68 230V231H69ZM73 230V229H72ZM81 230V231H82ZM89 230V229H88ZM98 230V229H97ZM234 230L236 231V234H234L235 232H234ZM253 230V229H252ZM258 230H260L259 228H258ZM46 231V230H45ZM50 231V230H49ZM63 231V230H62ZM61 231V232H62ZM66 231V230H65ZM64 231V232H65ZM106 231V230H105ZM172 231V230H171ZM171 231H169L166 235H168L169 233H171ZM182 231V230H181ZM188 231V230H187ZM186 231V232H187ZM192 231V230H191ZM192 231V232H193ZM41 232V231H40ZM51 232V231H50ZM53 232V231H52ZM67 232V231H66ZM74 232H76L77 233V231H74ZM78 232H80V231H78ZM87 232L88 231H86V234H87ZM90 232V231H89ZM88 232V233H89ZM21 233H23V235L21 234ZM38 233H39V231H38ZM55 233V232H54ZM58 233V232H57ZM60 233V232H59ZM68 233V232H67ZM76 233H74V234H76ZM82 233V232H81ZM81 233H80V235H81ZM85 233V232H84ZM107 233V232H106ZM247 233V232H246ZM21 235V236H23L22 238H24L23 239V241H21L20 239H17V236L18 235ZM41 234V233H40ZM46 234H48V233H46ZM56 234V233H55ZM54 234V235H55ZM65 234V233H64ZM86 234H84V239L87 237L86 236ZM91 234H93V232L91 233ZM97 234V233H96ZM104 234V233H103ZM103 234H102V236H103ZM245 234V233H244ZM53 235V236H54ZM57 235V234H56ZM59 235V234H58ZM70 235H72V234H70ZM82 235H83V233H82ZM81 235V236H82ZM106 235V234H105ZM150 235H151V233H150ZM165 235V236H166ZM183 235V234H182ZM188 235V234H187ZM50 236H52L51 234H50ZM63 236H67V234L66 235H63ZM78 236V235H77ZM86 236V237H85ZM89 236V235H88ZM93 235H91L90 237H92ZM159 236H156V237H159ZM160 236V237H161ZM164 236V237H165ZM175 236V235H174ZM254 236V235H253ZM259 236V235H258ZM32 237L33 238H36V237H34L33 235H32ZM42 237V236H41ZM54 237H56V236H54ZM60 237V236H59ZM68 237V236H67ZM73 237V236H72ZM247 237V236H246ZM249 237V236H248ZM247 237V238H248ZM46 238H47V235H46ZM61 238H64V237H62L61 236ZM69 238V237H68ZM68 238H66V240L68 241ZM78 238V237H77ZM82 238V237H81ZM82 238V240H84ZM94 238H95V236H94ZM149 238V237H148ZM147 238V239H148ZM163 238V237H162ZM192 238V237H191ZM225 238V239H224ZM240 238H242V239H240ZM250 238V237H249ZM74 239V238H73ZM72 239V240H73ZM76 239V238H75ZM78 239H80V238H78ZM87 240L89 239V238H86ZM85 239V240H86ZM91 239V238H90ZM167 239V238H166ZM183 239V238H182ZM184 239H185V237H184ZM195 239V240H196ZM18 240H20V241H18ZM52 240H53V238H52ZM56 240H57V238H56ZM66 240H65V242H66ZM70 240V239H69ZM154 240V239H153ZM232 240H229V241H231V243H233V241ZM263 240V239H262ZM261 240V241H262ZM34 241V240H33ZM48 241H49V239H48ZM60 241V240H59ZM74 241V240H73ZM92 241V240H91ZM91 241H89L90 243H91ZM102 241V240H101ZM164 241V240H163ZM244 241V240H243ZM252 242H253V240H251ZM258 241V240H257ZM18 242V243H17ZM39 242H40V239H39ZM54 242V241H53ZM61 242V241H60ZM64 242V241H63ZM69 242H71V241H69ZM69 242H67V244L69 243ZM75 242V241H74ZM79 242H80V240H79ZM89 242H87V243H89ZM95 242H97V241H95ZM127 242H128V240H127ZM150 242V241H149ZM182 242V241H181ZM180 242V243H181ZM203 242V241H202ZM201 242V243H202ZM223 242V241H222ZM241 242V241H240ZM17 243V244H16ZM47 243V242H46ZM55 243V242H54ZM58 243V242H57ZM82 243H83V241H82ZM81 243V244H82ZM84 243H85V241H84ZM89 243V244H90ZM179 243V244H180ZM192 243V242H191ZM200 243V244H201ZM209 244V246L208 247H206L205 248V244ZM230 243V245L231 246H233L234 244H231ZM239 245L242 243H239V242H237ZM236 243V244H237ZM21 244V245H22ZM30 244V243H29ZM32 244H34V242H32L31 241V245ZM50 244V243H49ZM51 244H53V243H51ZM65 244V243H64ZM80 244V243H79ZM80 244V245H81ZM86 244V243H85ZM92 244H94V243H92ZM106 244V243H105ZM168 244V243H167ZM244 244V243H243ZM245 244H246V242H245ZM244 244V245H245ZM249 245H250V243H248ZM258 244V243H257ZM12 245V246H11ZM21 245L19 246V247H21ZM39 245V244H38ZM57 245V244H56ZM61 245V244H60ZM77 245V244H76ZM76 245H75V247H76ZM97 245V244H96ZM99 245V244H98ZM181 245V244H180ZM195 245V244H194ZM238 245V246H239ZM244 245H240V246H243V248H244ZM252 245L254 246L255 244L254 243H252ZM263 245H264V243H263ZM35 246H37L36 244L33 246V247H35ZM59 246V245H58ZM63 246V245H62ZM67 246V245H66ZM93 246V245H92ZM95 246V245H94ZM109 246V245H108ZM229 246V245H228ZM230 246V247H231ZM256 246V245H255ZM261 246V245H260ZM16 247V246H15ZM15 247H13V248H15ZM32 247V246H31ZM40 247H41V243H40ZM46 247V246H45ZM49 247V246H48ZM52 247V246H51ZM50 247V248H51ZM68 247H69V244H68ZM67 247V248H68ZM72 247V246H71ZM70 247V248H71ZM80 247V246H79ZM83 247V246H82ZM81 247V248H82ZM196 247V246H195ZM201 246L199 245V249L201 250V248H200ZM237 248V246H235L234 245V248ZM263 247V246H262ZM26 248H30V247H26ZM36 249L38 248V247H35ZM42 248V247H41ZM61 248V247H60ZM74 248V247H73ZM84 248V247H83ZM86 248H88V244H87V247ZM85 248V249H86ZM225 248V249H224ZM232 248V250H233V252H235L234 251V248L233 247H231ZM235 248V250H237ZM246 248L248 249V247H247V245H246ZM21 248H19V250H20ZM32 249V248H31ZM39 249V248H38ZM51 249H53V248H51ZM85 249H81V250H85ZM90 249V248H89ZM100 249V248H99ZM171 249V248H170ZM184 249V248H183ZM10 250V251H9ZM25 249H23V251H24ZM40 250H42V249H40ZM44 250V249H43ZM57 250V249H56ZM59 250V249H58ZM63 250H66V249H63ZM108 250V249H107ZM149 250V249H148ZM155 250H157V249H155ZM190 250H192V249H190ZM200 250H198V251H200ZM226 250H229V248H227ZM245 250V249H244ZM255 250V249H254ZM254 250H253V252H254ZM262 250V249H261ZM264 250V249H263ZM22 251V250H21ZM54 252H55V249L53 250ZM62 251V250H61ZM74 251V250H73ZM78 251V250H77ZM79 251H80V249H79ZM89 251V250H88ZM140 251V250H139ZM173 251V250H172ZM185 251V250H184ZM187 251V250H186ZM186 251H185V253H186ZM204 251V250H203ZM230 251V250H229ZM242 251V250H241ZM260 251V250H259ZM20 252V251H19ZM27 252H29V251H27ZM30 252H31V250H30ZM29 252V253H30ZM32 252H34V251H32ZM38 252V251H37ZM59 252V251H58ZM65 252V251H64ZM85 252H87L86 250H85ZM109 252V251H108ZM179 252V251H178ZM196 252V251H195ZM205 252L204 253H201V251H200V253L201 254H203L202 256H206V254H205ZM238 251H236L233 255H234V257H237L236 255L240 252H238ZM247 252V251H246ZM246 252H240L241 254H244L243 255V259L245 258V255H246ZM256 252V251H255ZM261 252V251H260ZM259 252V253H260ZM12 253V252H11ZM23 253V252H22ZM44 253V252H43ZM48 253V252H47ZM71 253H73V252H71ZM95 253V252H94ZM167 253V252H166ZM197 253L198 252H196V255H197ZM199 253V254H200ZM227 254H228V252H226ZM258 253V254H259ZM15 254V253H14ZM17 254V253H16ZM15 254V255H16ZM25 254H27L26 253V251H25ZM53 254V253H52ZM55 254V253H54ZM77 254H79L78 252H77ZM158 254V253H157ZM183 254H184V252H183ZM194 254V253H193ZM192 254V255H193ZM214 254V253H213ZM213 254L211 255V256H213ZM227 254H224V255H226L227 256ZM231 254V253H230ZM247 254H249V256L252 258V256H251V252L249 251V252H247ZM37 255V254H36ZM57 255V254H56ZM62 255V254H61ZM72 255V254H71ZM80 255V254H79ZM85 255V254H84ZM92 255V254H91ZM155 255V254H154ZM188 255V254H187ZM210 255V254H209ZM233 255L231 256V257H233ZM240 255V254H239ZM253 255V254H252ZM260 255V254H259ZM11 256H13V254L11 255ZM34 256V255H33ZM48 256V255H47ZM51 256V255H50ZM63 256V255H62ZM87 256V255H86ZM135 256V255H134ZM201 256V255H200ZM202 256L201 257H199V255H198V257H195V259H196V261H195V259L193 258L192 259V262H190L191 260H189L187 263H185V262H183L184 264H200V263H198V261H200L201 262V259H204V258H202ZM248 255H246V257H247ZM249 256L246 258L247 259V261H246V259H244L245 261H246V263L245 264H247V263H249L248 261H252L251 259H248L249 258ZM256 256V255H255ZM261 256V255H260ZM262 256H263V254H262ZM40 257H41V255H40ZM43 257H44V255H43ZM49 257V256H48ZM54 257V256H53ZM64 257H65V255H64ZM68 257V256H67ZM88 257H90V255L88 256ZM186 257V256H185ZM192 257V256H191ZM222 257V256H221ZM240 257H242V256H240ZM59 258V257H58ZM70 258H71V260H72V257L70 256ZM76 258V257H75ZM201 258V259H200ZM213 258V257H212ZM220 258V257H219ZM225 258V257H224ZM258 258V257H257ZM23 259V258H22ZM40 259V258H39ZM42 259V258H41ZM57 259V258H56ZM55 259V260H56ZM66 259V258H65ZM74 259V258H73ZM77 259V258H76ZM85 259V258H84ZM94 259V258H93ZM135 259V258H134ZM185 259V258H184ZM189 259H191V258H189ZM209 259H210V256H209ZM227 259H228V256H227ZM242 259V258H241ZM254 259H255V261L256 262H258L257 261V259H256V257H254ZM262 259L264 260V258L262 257ZM68 260V259H67ZM92 260V259H91ZM90 260V261H91ZM96 260V259H95ZM131 260V259H130ZM140 260V259H139ZM182 260V259H181ZM194 260V261H193ZM225 260H226V258H225ZM243 260V262H242V264L245 262ZM259 260V259H258ZM263 260H261V261H263ZM57 261V260H56ZM62 261V260H61ZM65 261V260H64ZM64 261H63V264H64ZM69 261V260H68ZM73 261V260H72ZM132 261V260H131ZM179 261V260H178ZM184 261V260H183ZM217 261V260H216ZM222 261V260H221ZM239 261V260H238ZM242 261V260H241ZM254 261V260H253ZM40 262V261H39ZM44 262V261H43ZM60 262V261H59ZM69 262H71V261H69ZM79 262V261H78ZM108 262V261H107ZM202 262H203V260H202ZM205 262H206V264H207V261L205 260ZM209 262H213V260H211V261H209ZM219 262V261H218ZM259 262H260V260H259ZM258 262V263H259ZM10 263V262H9ZM50 263V262H49ZM74 263V262H73ZM80 263V262H79ZM96 263V262H95ZM138 263V262H137ZM180 263V262H179ZM182 263V264H183ZM214 263H217V262H215L214 261ZM220 263H222V262H220ZM230 263V262H229ZM233 263V262H232ZM240 263V262H239ZM53 264V263H52ZM66 264H68V263H66ZM175 264V263H174ZM205 264V263H204ZM218 264V263H217ZM223 264H225V263H223ZM227 264V263H226ZM234 264V263H233ZM236 264V263H235ZM251 264V263H250ZM252 264H253V262H252ZM259 264H261V262L259 263Z\"/></svg>",
    "mask_w": 264,
    "mask_h": 264
}]
</instances>
